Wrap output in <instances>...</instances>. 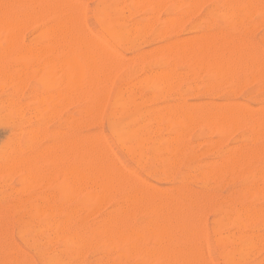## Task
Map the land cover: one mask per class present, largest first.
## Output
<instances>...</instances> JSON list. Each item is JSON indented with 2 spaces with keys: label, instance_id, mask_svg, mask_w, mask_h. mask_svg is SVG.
<instances>
[{
  "label": "rangeland",
  "instance_id": "rangeland-1",
  "mask_svg": "<svg viewBox=\"0 0 264 264\" xmlns=\"http://www.w3.org/2000/svg\"><path fill=\"white\" fill-rule=\"evenodd\" d=\"M3 1H4L3 2L4 5H5V2L9 5H11L10 3L12 2V0L9 1L10 3L7 2L6 0H3ZM24 1H25V3H28L27 8H26V4L25 3L23 4L22 0H21L19 2H21V6L23 4L24 8H22L21 6H18L19 11L20 12L23 11L24 16L26 14L28 16L29 15L28 12L31 13V11H32V15L30 14L31 17L29 16V17L24 18L25 20L23 19L25 21V25H27L26 21L29 23L30 21H28V20L30 18L33 19L32 16L33 17L36 16L38 18L37 19L34 17V21H35V19L39 20V21L36 20L37 24L34 21L32 22V20L30 19L31 23H29V26L26 28L24 25L23 28H20L19 32L22 31V33H19V35L17 34L12 39H10L6 34L2 33V32H4L2 29L0 30V55H3L5 53V56L3 55L4 58L2 56H1L2 58H0V164L2 165V163L5 162L6 160L11 161V159H13L14 157L16 159H18V158L26 157V155L31 156L28 153L32 154V156H33L34 152L36 153L38 150L40 151L41 149H45V147L47 148V146L48 147L51 146L52 145L51 143H56V145H60L61 143H59V141L62 139L63 140L65 138L68 139V137H69V139L67 140V142L69 143L70 140H74V139L77 140L76 139L77 137L83 138V136L89 134L91 138L93 135L95 137H96V135H98L97 137L99 138V144L92 141V139L89 136H86V138H88V139H86L84 137L86 140L83 138L84 139L83 141H86L84 143L88 144L87 143V140H88V141H92L93 143H96V145L98 144L97 148H99V146L101 148H99V150L96 148V150L99 151L101 156H104V155H102L103 151H101L100 149H103L104 147H106V144L108 145V147H110V150L112 151V153L109 152L110 154L107 155L106 152H108V150H106V152H104L105 156L100 157L101 159L106 157L108 159L107 160L103 159V160L108 161L110 158L109 161L114 160L111 162L115 163V161H116L114 159L115 157H109L110 155L112 156V154H113V156H116L117 162H119V164H121V166L124 167V170L128 169V171L127 170H125V172L123 171L126 174L125 176L131 175V174H129V171H131V173H134L138 179L134 180L133 178H136V177H134V175L133 176L131 175V177H133L131 180L135 181L136 183L132 182L131 180L128 181V183H127V180H129L131 177H129L128 179L125 178V179H127L125 181H123L124 178H121V179H123V180H120V181H123L122 185H117V188H114L116 190H114V189L111 190L113 193H115V195L112 192L105 195V197L106 196L109 197V198H107V197L105 198L107 200H105L103 198V196L101 197V198H103V200L101 198H100L101 200L97 197L95 198V196H92L95 199H93V198L91 199V196L90 197L84 196L83 194H87V193H88V195L89 194L92 195L91 194L92 191L90 192V190H89V188L91 189V186H89V185L87 186V188L89 187L88 190H87V188L84 189L86 191H84L82 193V195H78L77 193L74 192L72 195H69V196H71V199L69 198V196L67 197L68 202L66 201V203H65V205H66L65 207H66L67 211L71 210L72 213L76 214V215L75 214L73 215L74 217L72 218V224L73 225H80L86 230L89 229V231H91L95 235H97L98 240L101 239L100 241H96L97 238L93 239V243H94L95 247L92 246V244H93L92 240L88 242L90 246H87L88 244H86V245L83 244L84 245L83 249L84 248H87V249L86 250L84 249V251H82V253H81L82 248H80V251H79V247H77L79 245H77L75 247V249H77L75 252L72 253V251H70V253H72L74 255L73 256L72 254H69V251H68L67 247L65 246L66 242L64 241V239L63 238L61 239L59 236H57V231L55 230V227L52 226L50 228V226L49 227L43 226L41 221L39 220V219L44 218V216L50 217V218L52 216V218H53L55 216L58 217V216L62 215V214H60L59 208L61 207V204L63 201L61 197H63V196H62V194H60L61 189L58 188V186H57V184L61 183L60 174L58 173V178H56L57 181H55V183L53 184L54 186H51V185L48 186V185H43L37 181L34 182L33 180L32 181L34 183H32L30 185L28 181L24 180L23 171L13 173L14 175L12 174L13 170L11 171V169H9V171L7 173H1L0 172V229L2 230V231L0 230V239H1L0 240L1 241L0 242V264H12V263L13 264H33L32 262H34V264H41V263L43 264V259H42L40 252L45 250V249L47 251H51V252H53V251L58 252V254H61L63 260L66 261V263H68V264H102L103 261L105 264H130V263L134 264V262H135V264H147V263L148 264H159V261H161V260H160V257L158 258V256H159L158 253H157L158 256H156V252H159V250L157 248L161 247L163 244L162 245L160 244L161 245L160 246L159 244H157V242L153 243V241H155V239H153V241H151L152 243L150 242V240H152V239H149V240L147 239V241H149V242H147L148 243L147 246H151L150 244H152L155 249H153L152 246L150 247V249L156 250V252L152 251L153 255L156 256V257H154V259L152 257V253L150 256V257H152L151 260H150V257H149V260H147V259L144 260V258L147 257V255L144 256L143 260H142L141 256H143V253L141 254L140 257L138 256V254L140 255V253H134V255L132 254L133 256H130L131 259H129V257H128L129 255L128 256L125 255V257L121 256L120 258H118V256L115 255V252H117V250H120L121 248L120 247L117 248L115 246V249L113 250V248H112V250H111L112 244H111V247L107 246L108 243L110 244V242H108L106 240V237H105L106 231H104L105 228L102 227V229H101V226H103V224H101V222L103 223V221L106 219V215H107V217H109L110 215L115 213V211L123 204V202L125 200L124 197L126 196V194H127L126 192H128L129 188L134 186V184L135 185L136 184L137 185H145L144 182H142V183L140 182L142 180H145L148 182V183L146 182L145 186H147L149 183L152 184L151 186H147L148 188L147 187L146 188L150 191H154L155 193H157L156 195H158L157 196L158 198L160 197L159 199L162 198L161 200L164 199L163 201H165L166 199L169 200V198H170V200H174L175 202L176 201L180 202L179 203L180 205L179 206L177 205L178 208L181 207L183 204V207H181L183 209L181 210V208H179V210H178V208H176V211H178L176 213H178L179 216L182 215L181 217L184 218V220H185L184 223L186 226H189L188 224L193 223L190 226L196 225L195 227L192 226L193 228H195V231H197L196 228L199 229V227H201L202 231H203V229H205L204 231L206 233L205 232H203V233H205V235H206V236L205 235L204 236L206 237L205 241L207 243L204 241L202 247H204V245L206 244L205 246L207 247V250L204 251L203 250L204 248L203 249H201V247L199 248V249L204 251V252L202 251L203 253H205L207 251V257L210 258V260L208 258V262L206 261L205 264L206 263L207 264L208 263L209 264H212V263L213 264H230L226 260L225 254L229 251H232L237 243L246 242V241H249L252 239H253L252 240V243H253L252 247L249 248L246 251V253L244 254L243 264H262V263L264 264V218H263L264 217V211H263V209H264V193H259L260 192L259 190L263 189L262 187H261V189L258 188L261 184L264 186V174H263L264 173V154H263L264 153V131H263L264 129L259 128V126H261L259 124L260 123L262 124V121L264 120V118H262V121L260 122L261 119L259 120V118L261 117L262 114H260V117H259V113H257V112H260V110H261V112L262 111L264 112V109H263V107H264V83H263L264 82V75H262L264 72V62H263L264 61V20H263L264 16L262 14V13H264L263 12L264 9L263 10L261 9L262 13L261 12L259 13V11L257 10L258 4H259V6L261 5V3H263L261 6L264 5V0L263 1H261V0H253L252 1L251 0L249 3L252 4L253 8L249 9V11L247 10L248 13L246 11L240 12V11H237V10H234L233 8H231V6H233L235 4V1H237V0H208V2H207V0L206 1L203 0V2L201 0L200 1L197 0V4L195 1L193 2L192 0H190V1L189 0H163V1L157 0V1H155L156 3L153 0V3L156 5L161 6V1L163 3V6L162 7L157 6L158 7L157 9L154 6V4L152 3V0H151V2H150V0L149 1L145 0V3L146 4L148 3V5H146L144 3V0H142V1L141 0L140 1L139 0L138 1L137 0H118L117 1L116 0V2H115V0H68V2L70 1L69 2L70 4H71V2L74 3L75 5L78 4V7L76 6L78 8V10L80 8H82V11H83V8H84L83 13H81L82 12L81 10L79 11L82 14V17H81V15L79 16L78 15L79 12H77L78 14L77 13L74 14L75 19H73V18L70 19V17L73 16V13H75L76 10H75V12L72 11L73 13L71 11L69 12V10H68V12H66V10H65V9L70 8V6L68 8L66 7L69 5L68 2L66 3V0H63V2L65 1L64 5L62 3V0H60L61 1L60 4L62 3V6H61L62 10L60 9V4L58 3L59 4L58 5L56 3V2H59V0L58 1L57 0L56 1L51 0L50 2H49V0H40V2L35 0L36 1L35 6H32V3L33 2L35 3V1L30 2L32 0H30V1L28 0V2H26V0H23V2ZM191 1H192L191 6L193 3H195L196 5L194 4L195 7L194 8L191 7V9H190L189 8L190 5L188 3ZM259 1H261V2H259ZM37 2H39V3L37 4ZM45 2L48 5H46ZM53 2H54V4H56L55 7L58 5L59 6L58 9L61 10L60 12H63V10H64L65 14H63L64 12L59 13V10L57 8H54ZM140 2H142L143 4ZM177 2H180V3H177ZM0 3H2V2H0ZM43 3L45 6H49L51 8V10L49 11L50 8H47V7H46L47 10H46V8H42V7H44L42 5ZM65 3H66V6H65ZM150 3H151V5H150ZM173 3L174 4L177 3L178 5L176 4V6H175ZM199 3H200V5H198ZM29 4H30V6H29ZM116 4H118V5H116ZM152 4L154 6V9H152L153 8ZM255 4H256V7H255ZM79 5L81 6L80 8H79ZM98 5H99V7H98ZM113 5H115V7ZM142 5H144V6L146 5V6L144 7ZM188 5H189V7H188ZM31 6L34 8L37 6L38 9L40 6V8L46 10V12L44 10L40 11V13L44 12V14L41 13L42 17L45 15V13L47 14V11L49 12V15L47 14L48 15L47 17H46V15H45V17H43V19H45V20H43L42 18L39 19L38 14L40 15V17H41V14L37 13V12H39V10H41V9H39V10L36 9L35 10L36 14H35V11H33L34 8H32ZM51 6H53V7H51ZM63 6H64V9H63ZM112 6L114 8H112ZM118 6L120 9L118 8ZM173 6H174V8H173ZM30 8H32V9H30ZM72 8L76 9V8H74V5L72 6ZM121 8H124L125 10L121 9ZM258 8H260V7H258ZM24 9L25 10L27 9V10L25 11ZM28 9H30L31 11L30 10L28 11ZM55 9H56V11H54ZM97 9H99V10H97ZM104 9H106V10H104ZM229 9L233 10V11H230L231 16L229 15ZM120 10H122V11H120ZM123 10L125 13L123 12ZM152 10H153V13H151ZM220 10H221V12L223 10V12L220 13ZM256 10L258 11L257 14H256ZM98 11H100V12H98ZM102 11H104V12H102ZM24 12H25V14H24ZM53 12H55L54 14H56V16L55 15L53 16ZM57 12L59 14H62V16L64 18H65V16L66 17L69 16V19H67L68 22H69V20H72V21L76 20V21H74V24H73L74 26H75V24H77L75 22H78L79 20H81L84 17V20L82 19L81 22L79 21L78 25L80 23L83 24V21H84V23L86 24V27H87L86 29H89L88 31L97 37L96 38L93 35L94 38H92V41H95V42L97 41L96 43L93 42L94 46L96 45V47H97V44H98V47H100V45H102V44H100L101 41L98 43V40H93L95 38L96 39L99 38V40L101 39L104 43H106V45L104 46V43L102 42L103 46H104L103 50H102V46H101L97 52L99 54H101V56H103L102 53L103 54L105 53L107 58H108V60L106 58V60L108 62L110 59L108 57V55H110V57H111V55H113V53L114 54L117 53L116 55H119V58L115 57L117 60H119V62L113 60L114 62H116V63L113 62L115 64V66L113 64H110L111 68H112V66H114V67H116V71H117V72L114 71L115 70V68H114V70L113 69L112 70L115 73H112V72L108 73V75L109 74H111V75L115 74L114 76L112 75L113 77L111 76L112 80L109 79L106 75H105V77L103 76L106 79L108 78L109 81L111 80V84H109V86H108V83H109L108 79L107 80L103 79V81H105V84H106V81L108 82L107 86L109 88L105 87L104 85H101V83L99 82L102 87H105V88H107L106 90H108L107 97L104 96L106 98L105 100L99 101V99L103 98V96H101L102 94L101 95L95 94L96 91H97L96 93H98V90H96V89H99L100 85H99V87H98V85H96L98 88L95 87L96 89L93 91H92V88L90 87V90L93 93L90 90H88L87 92H84V94L86 93L85 97H83L81 95V98H82L81 100L79 99L80 96H79V98H77L78 95H76V97H73V98L69 96L70 98L68 97V98H66V100H64L62 98L63 97L62 95L64 92L63 89H65L66 87L65 88L63 87L64 82L62 83V81H64V80L63 79L61 80L62 77L60 75H62L61 74L62 71H61L60 63L58 61H56L58 59H59V61H61L60 57L62 55L61 49H60V51H58L59 48L61 47L59 40L58 41L55 40V41L59 42L58 45H57V43H54L57 45V46L55 45L56 49L58 48L57 50L55 48H53L55 46H52V48H53V51H52L51 46H50V52L51 53L45 52V54H44V52H43L44 51L43 47L46 44V33L43 31H45L47 28H50V27L52 28L56 24L55 20L57 22L58 21L57 19H59V17H58L59 14H57ZM120 12H121V15H119ZM154 12H156V13L154 14ZM224 12L227 13L229 18L227 15H223ZM68 13L71 15H69ZM105 13L109 14L114 20L119 19V22L116 21L117 26H121V27L125 28L126 30H127V28L129 29V30H127V31H129V35H128V38L126 40H123V42L116 41V40L114 41V39L108 34V32L105 30V28L101 22V17H103V15ZM249 13H251V14L249 15ZM20 15H22V13ZM124 15H125V17H124ZM242 15L243 16L245 15V17L247 15H249V16H247L245 18ZM98 16H101V17H98ZM152 16H153V19H152ZM239 16H241L242 18ZM21 17H23V16H21ZM77 17L79 18L78 21H77ZM231 17L238 18V20H239V21L237 20L238 25L236 24V21H235L236 19L234 20ZM123 18H124V20H123ZM173 18H177V19H173ZM243 18H244V20H243ZM51 19H52V24H51ZM53 19H54V22H53ZM49 20H50V23H49ZM149 20L152 21V24ZM171 20L172 21L175 20V21L170 22ZM176 20H178V21H176ZM245 20H246V22H245ZM122 21H124V22H122ZM126 21L128 23H126ZM177 22H179V23L176 25ZM47 23L49 24V26L47 25ZM53 23H55V24H53ZM137 23H138V25L142 26L141 29L145 28V30L144 31H143V29L139 30L138 29L139 26L137 25ZM148 23H149V25H148ZM171 23H172V25H171ZM249 23L251 24L250 25L251 28L249 27V25H247ZM82 24H81V26H79V28H78V25L75 26L81 32L83 29H85V28H83V26L85 27V25H82ZM133 24H135V25L133 26ZM145 24H146V27H144ZM35 25L36 26L39 25V26L36 28ZM175 25H176V27H174ZM240 25L242 28H240ZM46 26H47V28L45 29ZM127 26H130L131 29H130V27H127ZM137 26H138V28H137ZM247 26L249 27V29L247 28ZM39 27H41V28H39ZM75 27H74V29H75ZM81 27H82V30H81ZM146 28H148V29L146 30ZM43 29H45V30H43ZM86 29L84 30L85 31L84 35L86 34V31H87ZM40 30L42 31V33ZM75 31H77V29H75ZM242 31H244V33ZM140 32H141V34H140ZM219 32H220V36L218 35ZM54 33L55 32L53 31L52 34H54ZM90 33H88V34H90ZM92 34H91V36L89 35L90 38L92 37ZM201 34H202V36H201ZM203 34H205V35H203ZM55 35H53V37H55ZM84 35H83V37H84ZM87 35L85 37H88ZM206 35H207L208 41H209L210 37H212V36L215 37L214 39L211 38L209 42L206 40L208 43V48L211 49L210 53H209V56L211 57V59H212V57L217 58L216 59L217 63H218V60L221 61L223 59L222 63L225 64V62H228V59L231 60V61L229 60V63H231L232 59L237 56L235 58L236 60L235 59L233 60L234 63L232 62L233 65L231 64L233 67L230 69H232L233 72H232V70L230 71V69H228L231 72V76L226 75L227 73L224 72L225 74H222V75H224V76L226 75L225 78L227 77V79H225L223 76H221L223 78L222 79L220 77L221 73H219L218 78L219 77L221 78V79H219L220 80V83H219L220 87L213 86L214 84H216L214 82H216L215 80H217L218 78H217V75L214 74L213 71L210 70L212 65L206 64L207 62L208 63L211 62V59L210 58H208V59L205 58L206 60L204 59L205 61H207L205 63L206 66L202 60V66H201L202 69L200 68V65L198 64V61L200 60L201 57L204 58V57L208 56V53L206 54V52H209L208 51L209 49L207 48L206 44H204V46H205L204 48H206V51L202 50V48H201L203 46V44H202L199 51H198L196 49L197 46L195 47V44L196 45L200 44V40L202 41L204 39V38L202 39V37L206 36ZM217 35L219 37H217ZM238 35H239V37H238ZM81 36H82V34H81ZM194 36H195V39L192 38V40H191V37H194ZM196 36H199V37H196ZM200 36H201V38H200ZM226 36H227V39L229 42H226V44H223L225 42L222 43L220 39H222V41H223L224 38L226 39ZM135 37H137V38L135 39ZM240 37H241V39L243 38L242 41H240ZM232 38H233V40L236 39L235 41L239 42L240 45H238L239 43H235V41H234V44L231 45V43H233ZM185 39H187V47H185L186 50L188 49V39L191 40V42L194 40L195 44H193V42H192L191 44H189V47L191 45L190 48H193L192 46H194L195 49L189 48L190 50L188 49L189 52L186 53V55H187V57H186V55H185L186 50L183 47L181 52L184 50L185 51H184V53L182 52L183 55L181 53V55L184 56V60L182 61L180 59V56L177 55L178 54L177 50H178V48H181L184 44V43L182 44V41L180 42V40H183L184 42H186ZM225 39H224V41H227V39L226 40ZM247 39H249L248 42L246 41ZM133 40H134V42H133ZM211 40H213V41L215 40V41L214 42L212 41L213 42L212 43ZM230 40H231V42H230ZM198 41H199V43H198ZM206 41H205V43H206ZM243 41H245V42H243ZM53 42H54V40H53ZM171 42H174V43L177 42V44L181 43L182 46H181V44H179V47L177 46L178 48L176 50V46L172 47V45H170V44H172ZM241 42H243V44H246V45H241ZM115 43H117V44H115ZM217 43L219 46H221L222 44L223 45L221 47H219L217 45ZM248 43H250V44H248ZM126 44H128V45L126 46ZM212 44H214V45H212ZM255 44L256 45L258 44L257 47L255 46ZM51 45H53V43ZM167 45L171 46V47H169L170 49L167 47L170 52L168 50L165 51V48H163L164 46L166 47ZM230 45H231V48H230ZM247 45L251 49V52H250V49L247 48ZM58 46H60V47H58ZM108 46H109V48H112L115 52L112 53L111 51H113V50L112 49L109 50ZM184 46H186V43ZM226 46H228L227 48L228 49L230 48L231 50L225 49L224 47H226ZM239 46L240 47L242 46L241 48H243V49L245 47L247 48L246 51L242 50L245 53H241L242 51H241ZM232 47H234L235 49H236V47H238L240 50V53H238V55H237V52L239 50L237 49V51H236L233 48V51H232ZM173 48H175V50ZM217 48H218V50H217ZM255 48L256 49L258 48V52L256 51ZM37 49H38V51L43 50V51H41L43 56L40 52H37ZM107 49L109 51H107ZM162 49L164 50V52H166V53L169 52V53L163 54ZM223 49L226 51H224ZM54 50H55V52H54ZM172 50H174V52ZM196 50H197V52H199L198 54H197V52L195 53ZM191 51L194 52V56L192 54H189V53H191ZM217 51H219V52H217ZM235 51H236V56L234 57L233 54ZM248 51H249V53H248ZM6 52H7V54H6ZM171 52H172V54L174 53V55H172ZM201 52H202V55H204V57L200 55ZM203 52H205L206 55ZM225 52H227V53H225ZM211 53H213L214 55ZM220 53H222V54H220ZM251 53H253V54H251ZM254 53H255V55H254ZM179 54H180V51H179ZM226 54H227V56H226ZM240 54L241 55L247 54V57L242 56V58H241ZM256 54L260 58L258 60V62H256L257 61ZM199 55H200V58L197 61L195 58L198 59ZM248 55H249V58L251 56V59L248 58ZM252 55H253V57H252ZM173 56H176V57L174 58ZM182 56H181V58H183ZM223 56L226 57L227 59L223 58ZM262 56H263V58L261 59ZM104 57H105V55H104ZM120 57H122V58H120ZM140 57H142V58H140ZM193 57H195V58L190 59ZM231 57H232V59H231ZM244 57L246 59H244ZM239 58H241L245 64L241 61V59L239 60ZM255 58H256V60H254ZM170 59H174V60L170 61ZM209 59H210V61H208ZM247 59H249L251 63L254 62V64H251L249 62V60H247ZM192 60H193V62H194V60H196L197 66H198V67L196 66L197 68L196 67L194 68V66L196 65V64H194L195 62L191 65L190 61H192ZM216 60L214 59V61H216ZM237 60H239V62ZM168 61H170V62H168ZM178 61H179V63H178ZM56 62H58L57 65L59 64V68L57 65L55 66L54 63H56ZM189 62H190V64H189ZM199 62H201V61H199ZM229 63L226 65L227 66L229 65V67H231ZM237 63L243 64V67L241 64H239V65H241V67H240ZM249 63H250V65H249ZM106 64H108V63H105V65ZM170 64H171V67H168ZM224 64H221L220 69L223 68L222 66ZM256 64H257V66H256ZM208 65H209V67H208ZM244 65L246 66V68ZM253 65H254V69H252ZM32 66H33V68H32ZM100 66H99V68L100 69L102 68V71H99V68H98V72H97V70L95 71L96 73H94V71H93V73L88 74V78H90L92 76L96 77V79H97V76L103 78L102 77V75H104L103 73L107 72V70L110 71V69H108V68L103 69V67H100ZM108 66L109 65H107V67ZM215 66H217V65H215ZM234 66H237L238 68L236 69V67H234ZM203 67L205 69H203ZM217 67H219V65ZM217 67H215V68L212 67V68L215 70ZM247 67H248V69H247ZM259 67H260V69H259ZM261 67H262V69H261ZM193 68L196 70H194ZM241 68H245L247 71L244 69L241 70ZM33 69H34V71H32ZM58 69H60L61 72H59ZM169 69H170V71H169ZM171 69H172V71H171ZM217 69H219V68H217ZM239 69L241 72L242 71L243 72L241 73V72L237 71ZM163 70H167L166 71L167 73L165 72L163 74V72H161ZM175 70H176V73H175ZM200 70H201V72H200ZM207 70H209V71H207ZM223 70H225V69H222V71ZM250 70L252 73L250 72ZM168 71L170 72L171 75L168 74L169 73ZM190 71L193 74L190 73ZM217 71L221 72L219 70H216V73H217ZM226 71H227V68H226ZM229 71H228V74H229ZM236 71H237V74H236ZM258 71H260V72H258ZM158 72L160 75L158 74ZM184 73H186V74H184ZM188 73H190L191 76ZM256 73L259 74L260 76L262 75V77H259V75H257ZM248 74H251V75H248ZM255 74H256V76H255ZM99 75H101V76H99ZM156 75H158V76H156ZM164 75L167 76V78ZM214 75L216 76V79H215ZM233 75H234V77H233ZM235 75H236V77H235ZM247 75L252 76V79L248 78ZM155 76H156V79H157V77H158V79L160 78L162 82H163V78H164L165 83L163 82L164 83V84H162L163 86L160 85L161 82L158 81V79L156 81ZM177 76H178V78H177ZM237 76H238V79H237ZM152 77H154V78H152ZM229 77H231L232 79ZM241 77H242V79H241ZM88 78L86 80H88ZM171 78L172 79L174 78L173 79L174 82L171 80ZM233 78H234V81H233ZM153 79H155V81ZM224 79H225V81H224ZM167 80H168V84L171 85V82L173 83V85H172L173 88L171 87L170 90L168 89L170 87V85H169V87H167L168 84L165 86V84L167 83ZM93 81L96 82V80H93ZM212 82L214 83L212 85L214 88L212 86H211L212 88L209 87V84H211ZM102 83H104V82H102ZM152 83H155L156 85L154 84L155 86H153ZM248 83H250V84H248ZM91 84L92 83L89 82L87 85H91ZM126 84L129 87H127ZM219 84H218V80H217V85H219ZM87 85L85 84V87H87ZM93 85L95 86V84H93ZM121 85H122V87H121ZM120 88H121V90H120ZM84 89H86V88H84ZM87 89H89V86L87 87ZM118 89H119V91H118ZM130 89H132V90L129 91ZM100 90L103 93V89L102 88L99 89V93H101ZM89 91H90V93H89L90 95L88 94ZM125 92L127 93V95ZM104 93H106V92L104 91ZM104 93H103V95H104ZM72 94L69 93V95H71V96H72ZM133 94H135V95H133ZM96 95L99 96L98 99L96 98L97 97ZM115 95L116 96L118 95L119 97H123V98H125V95L127 98L130 97L132 107L128 111L116 113L115 112V106H114V99L116 97ZM64 96L66 97L65 94H64ZM88 96L89 97L91 96L90 99ZM75 98H77V99L75 100ZM95 98H96V100H98L97 102L95 100H93ZM132 98H134L135 100L133 99L134 100L133 101ZM146 98H148V99H146ZM87 99H88V101H90L89 103H88ZM85 101H87V103L90 106H92V104L94 103L95 106L97 107V109L95 108L94 105H93L94 108L90 107V106L88 107L87 105L86 106L88 108H85L86 107ZM2 102H3V105H2ZM99 102L100 103L103 102V104L101 105ZM186 102L188 105L185 104ZM229 102L232 104V106L234 104V107H231V110H232V108H234L236 110L237 105L235 107V104H238L239 105L238 107H240V108L243 104H245L246 107L248 105V107H247L248 110L250 111L252 109L251 113H249V118L251 119V121H253L252 119L256 117L255 118L256 120L254 119V121H256L257 125L254 124L255 123L254 121H253L254 123L250 122V119H248L250 123H245V122H248V120L246 119V117H248V115L244 117V119L246 121L245 120L242 121L243 115L248 114L247 113L248 110H245L244 112L236 110L238 113L243 112V115H241L242 114L241 113V114H239V116L236 114L237 113L236 111H232V115L235 112V114L232 116V119H228L227 118L228 114H227L226 115L227 119L225 118L226 121H224L225 119L222 118L223 122L219 121V123H221V124L213 125L212 123L216 122V121H213V120H215V118L213 119V117H216V118H218V120H220V118L222 117V114H223V113L222 114L218 113V110L216 108L221 106L222 105L221 103H223V105H224L225 103L230 104ZM90 103H92V104H90ZM227 104L224 105V108L226 106H228ZM97 105L101 106V107H98ZM167 105H168V107H167ZM170 105H172V106L170 107ZM182 105H183V107H182ZM223 105L221 106L222 110H221V107H219L220 112H223L225 110V109H223ZM245 105H243V107ZM175 106L178 108V110L180 112H182V114L179 113V115L178 114L176 115V116H178V118L181 117V115H184V113H186V110H188V109H190V112H188L189 111L188 110L187 114L188 115L193 114V115H190V117L192 119L195 118L194 115L196 116L198 114L195 118L196 120L195 119H193V121L191 119L189 120L191 123L195 122V126L193 123V126L191 128L190 125H192V124L191 123L189 124L188 121H187L188 123H186L188 125L185 129L182 128L183 126L185 127V124L184 125H178V124L174 125L173 122L177 121L176 120L177 117L174 115L175 111L177 110ZM83 107L86 110L88 109L89 113L87 112L88 110L84 111ZM148 107H150L149 108L150 110L148 109ZM159 107H161V108L159 109ZM173 107H174V109H172ZM192 107H194V108H192ZM243 107L241 108V110H244L246 108L245 107L243 109ZM100 108H101V110L98 111V109H100ZM156 108L159 110H156ZM191 108L194 109V112ZM211 108L213 109V111ZM196 109H198V110H196ZM91 110L92 111L95 110V111H93V115H92ZM163 110H165V111H163ZM178 110L176 111V113L179 112ZM206 110H208V111H206ZM228 110H229V108H228ZM228 110L226 109V113H228L227 112ZM254 110H256V111H254ZM80 111L81 112L84 111L85 113H87L86 116L84 115V117H83L82 114H85V113L84 112L81 113ZM90 111H91V113H90ZM96 111L99 112V114L96 113ZM156 111H157V113H156ZM199 111L200 112L205 111V112L199 113ZM216 111H217V115L220 114V115H218V116H220V118L217 117V115L214 116V114H212L213 117H212V115H210L211 113L216 112ZM166 112H167V118H168V116H171V115H169V113L173 114V116H175V118H176L173 120V122L171 121V125H169L167 120L163 119L164 116H166ZM252 112L255 113V114L253 113L255 117L253 115H251ZM164 113H165V115H164ZM89 114H91V116ZM152 114L154 115L153 117H155V115H156L155 118H160V119L159 120L157 119L158 121H156V119L154 118L153 119L154 121H153L152 120L153 117H151ZM87 115H89V116H87ZM203 115L205 116V118ZM263 115H262V117H264ZM148 116L151 118H149ZM173 116H171L170 118H173ZM207 116H208L209 120H212V123L209 120L207 121V119H208ZM224 116L225 115H223V117ZM229 116H230V114H229ZM85 117H86V119H84ZM144 117H147L148 121L146 120V118L143 119ZM233 117H235V119L236 118L237 119L235 120ZM114 118H116L118 120H122L124 122H127L128 128L129 129H136L138 138H142V137L143 138L141 140L138 139V140H133V141H127L129 144L127 142L119 141L115 137V135L113 134L112 128H111V121ZM167 118L165 117V119H167ZM170 118H169V121L172 120ZM239 118L241 121L239 120ZM80 119L81 120L83 119V120L81 121ZM198 119L200 121H197ZM204 120H206L210 124ZM72 121L74 123H72ZM155 121L158 123H156ZM78 122H79V124H78ZM228 122H231V123L233 122L232 124H234V126L237 123V128L238 127L239 128L237 129L236 126H235L236 129L231 127V126L229 128L228 125H230V124H227ZM71 123L73 125H71ZM243 123H244V125H243ZM136 124H138V125L140 124V125L135 126ZM226 124H227V129H225V130L224 129L221 130V129H219V127H216V126H220V125H222V127H223V125H226ZM241 124H242V126H241ZM253 124H254V126H253L254 130H252ZM70 126H72V127H70ZM175 126L176 127L178 126L182 129V131H180L181 130L180 129L179 132H180V135L183 134L184 137L182 136L181 140L179 141L180 143L172 141L173 138L176 136L175 134L178 133V129H179L177 127L178 129H177V131H175L174 130L176 128ZM145 127H147V128L145 129ZM172 127L174 128L173 130H172ZM150 128L151 129L155 128L154 132H153V130L149 131ZM189 128L192 130H189ZM258 128L261 129L262 132H260V130H258ZM262 128H264V127H262ZM152 132H153V135H152ZM182 132H185V133H182ZM258 132L260 133V135H259L260 138L258 136V134H259ZM172 134L175 136L171 140ZM249 134L251 136L252 135H254V136H252L250 138ZM99 135L104 136L103 140L105 139V141L107 142V143H105V141L103 142L104 147L102 145L103 140L100 141L101 136L99 137ZM143 135H145L146 138ZM180 135H179V133L177 134V136H180ZM97 137L96 138L93 137V139H97ZM152 137H153V139H152ZM185 137H186V139H185ZM70 138H73V139H70ZM147 139H149V140L147 141ZM156 139H158V140H156ZM164 139L168 140V141H165L166 146L168 148H170L173 145L172 149L171 148L168 149L165 146V142L162 143V141ZM169 140H170V142L172 141L173 143L171 142V144H170ZM183 140H184V142H183ZM156 141H157V143H156ZM60 142H62V141H60ZM74 142H76V141H73V143ZM136 142L139 143L140 145H144L143 148L142 147L139 148V146L137 145ZM124 143H125V145H123ZM177 143L180 146H178ZM121 144L124 146V148H126V150L123 148V146ZM126 144H128V145H126ZM174 146H175V148H174ZM258 147H259V149H258ZM136 148H137V150H135ZM105 149L106 148H104V150ZM156 149H158V150H156ZM162 149L165 150L166 152H164ZM173 149L177 150L176 153L174 152L175 150H173ZM236 149H237V151H236ZM133 150H134V152H133ZM171 150H173L172 151L173 153L170 152ZM98 151H96V153ZM244 151L246 152V154ZM135 152H137V154L134 155ZM234 152H236L238 155L239 154H242V156L244 155L243 161H241V164L238 166H236L237 164L230 166L231 162H229L230 161L229 158L232 157V159H234L237 157ZM24 153H25V155H24ZM140 153H142L143 155ZM165 153H166V156H169V157L173 156L174 160H172V157H170V158L166 157L164 155ZM100 154H98V156H100ZM159 154L162 156H160ZM182 154H183V156H182ZM21 155H23V156L20 157ZM36 155H38V153H36ZM150 155H151V157H150ZM226 155L228 156V158ZM251 155H253V157ZM186 156L188 159L186 158ZM142 157H144L143 162L141 159ZM15 158L12 161H14ZM168 158L171 159L173 162L170 161V163L167 164L166 160ZM95 159H97V157ZM169 159H168V162H169ZM220 160H222L221 162L223 164L220 163ZM98 161H99V159H98ZM154 161H156V162H154ZM223 161L226 162L225 163L226 165L224 164ZM117 162L115 163V165H118ZM163 162H165V163H163ZM242 162H243L244 166L242 165ZM145 163H147V164H145ZM169 164H171V165H169ZM113 165L114 164L111 165L113 167V169L116 168L117 171H120L118 169V166L120 168V165H118L115 168H114L115 165L114 166ZM223 165H225L226 168ZM249 165H250V167H249ZM169 166L170 167L172 166V167L170 168ZM214 166H216L217 171H216ZM222 166L224 167L223 169H221ZM152 167H154V168H152ZM233 167L234 168L236 167L238 172L236 171V168L233 169ZM256 167H257V169H256ZM57 168H59V169H57L59 171L60 165H58ZM158 168H160V169H158ZM164 168H166V169H164ZM121 169H123V168H121ZM218 169H221V171ZM196 170H197V172H196ZM208 170H209V173H211L210 171H212V170H213L214 174L219 173L218 175L216 174L217 175L216 179H215V175L214 176L212 175L213 173L206 174L208 172ZM223 170L224 171L228 170V175ZM245 170L247 171V173ZM258 171L263 172V173H261L262 175L261 174L259 175L260 172H258ZM9 172H11V173H9ZM164 172H166L167 175H165V174L163 175ZM121 173H122V170H121ZM182 173L184 175L186 174V176H182ZM201 173H202V175H201ZM257 173H258V176H257ZM2 174L4 176H2ZM9 174H10V176H9ZM179 174H180V176H179ZM240 174H242V175H240ZM206 175H208L209 177ZM204 176H205V178H204ZM210 176L212 177V179ZM218 176H219V178H218ZM181 178H183L184 180ZM139 179H141L140 181H138L140 184L137 182V180H139ZM19 181H21L22 183L24 182L23 183L24 185ZM25 182H28V184L25 185ZM124 182H125V185L129 184L130 186L128 185L129 187H125V185H123ZM131 182H132V184H131ZM257 183L259 185H256ZM34 184H36V185L34 186ZM252 184H254V185H252ZM40 185H42V186H40ZM247 185H249V186L247 187ZM21 186L24 187L25 191H23L24 189ZM25 186H26V188H25ZM39 186H40V188H39ZM121 186H122V188H121ZM153 186H155V187H153ZM156 186L158 188H156ZM255 186H258V187H255ZM32 187H34V188H32ZM59 187H62V185L59 184ZM182 187H183V189H181ZM253 188L256 191L258 190V192L255 193ZM21 189H23V190H21ZM27 189H28V191H26ZM54 189L56 190L55 199L52 201L55 202V206L59 205L58 207L56 206L58 208V209L57 208L55 209L56 211L55 210L52 211L51 209H47V210H44L46 212L42 211V214H40L38 212H37L38 214H36V212H34L33 210H31L29 208V206L34 202L39 201L38 203H40L41 196L43 197V196L48 195L47 193H50L49 195L51 197L53 192L55 191ZM92 189L94 190V186H92ZM159 189L162 191H160ZM252 189H253V191H252ZM115 191H117L119 194H117ZM175 191L177 193H175ZM94 192L95 191H93V193ZM159 192L163 193V195ZM40 193L41 194L45 193V194L41 195ZM112 194H113V196H112ZM39 195H41V196H39ZM49 195H48V197H49ZM119 195H121V196L119 197ZM159 195H161V196H159ZM248 195H249V197H247ZM80 196L84 197V199L87 201L84 203V205L82 207L78 206L79 199L81 198ZM110 196H112V197H110ZM122 196H124V197H122ZM201 197H202V200H201ZM37 199H39V200H37ZM116 199H118V200H116ZM210 199H212V200H210ZM119 200H120V204H121L120 206L118 203ZM10 202L14 203V204H11ZM46 203L50 204L51 200L47 201ZM92 203H93V205H92ZM200 203H201V205H200ZM203 203H204V205H203ZM205 203H206V205H205ZM244 204H245V206H244ZM138 205L141 208L139 207V208H135V209H139V212H138V210H134L132 213L133 215L131 216V224H133L134 226H136L135 224H137L136 227L142 226V223H141L142 221H143V224H145L146 221H148V219H151V217H152V214H150L151 212L149 211V209H147V211H149V212L146 211L147 206H145V204H138ZM138 205H137V207H138ZM164 205L168 206V204H166V203H164ZM11 206L13 207V209ZM67 206H69L70 208H67ZM189 206L190 207L192 206V208H189ZM224 206H226V209ZM17 207H18V209H17ZM88 207H90V208H88ZM227 207H229V208H227ZM245 207H247V208H245ZM89 209H90V211H89ZM186 209H188V211ZM190 209L192 210L191 213H190ZM236 209H237V211H240V212H238L239 214L237 213V211H235ZM241 209H243V210H241ZM247 209H252L257 213V215H255L251 221L245 220L244 216H246V214L244 212ZM58 210H59V212H57ZM197 210H198V213L201 210H203V211H201V213H199L201 215L197 214ZM259 210L260 211L262 210V211L260 212ZM50 211H51L52 215L50 214ZM88 211H89V213L87 214ZM193 211H195V213ZM179 212L180 213L183 212V213L180 215ZM184 212H185V215H184ZM192 213H194L193 216H192ZM187 214L188 215L190 214L189 215L190 217H188ZM230 214H231V217H230ZM234 214L236 217L237 216L239 217V215H240L242 218L244 217V219L241 220L240 217L236 218V217H234ZM242 214L244 216H242ZM81 215L82 216L85 215V216L82 218ZM194 216L195 217L199 216V218H201V219L204 218L205 220L202 219L201 221L204 220L203 224L205 226L203 224H201L202 226H200V225L198 226L197 224H198L199 218L197 217L198 219H195ZM33 217H37L36 223H30V225L27 226L25 220L32 219ZM186 217H188V218H186ZM189 218H191L190 220L192 222H190V220L188 221ZM193 219H195V220L193 221ZM234 219H235V222H234ZM76 220H78L80 222H78ZM144 221H145V223H144ZM236 221H239L240 223L236 222ZM248 221H249V223H248ZM238 223L240 224V226H236V225H239ZM241 223H242V225H241ZM98 224H100L101 226ZM259 226H260V228H259ZM42 227H45V228H42ZM91 227H92V229H91ZM202 227H204V228L202 229ZM237 227H241V228L238 229ZM26 228H29V229L26 230ZM96 228H97V230L95 231ZM49 231H51V232H49ZM48 232H49V235H48ZM198 232L199 231H197V233ZM242 232L247 233V235L244 234L242 237ZM50 233L54 237L53 239H50V236H51ZM215 233H217V234H215ZM200 234H201V232H200ZM220 234L223 236H221ZM254 234H256V235H254ZM196 235H194L195 237H191V238L192 239L197 238V240H195V239L194 240H195V242H198L197 246L199 247L202 245L201 241H203V238L200 237L199 234L197 235L199 238L196 237ZM218 235H220V236H218ZM225 235H226V237H225ZM52 236H51V238H52ZM216 236H218V237H216ZM179 237H183L182 234H180ZM205 237H204V239H205ZM254 237L256 239H254ZM8 238H9V240H8ZM10 238L12 241L10 240ZM191 238L189 240H190V242H193V240L191 241ZM214 238H215V240H214ZM235 238L237 239V242L234 241ZM2 239H3V241H2ZM103 239H105L104 241H107L106 242L107 245H105L106 243H103L104 242V241H102ZM220 239L221 240L223 239V241H220ZM255 240H257V241H255ZM156 241H158V240L156 239ZM199 241H200V243H199ZM232 241H234L235 243L234 242L232 243ZM162 242L163 241H161L160 243H162ZM190 242L188 241L189 244H190ZM13 243L17 246H15ZM61 243H63V244H61ZM193 243H191L190 245L194 246ZM48 244H50V245H48ZM154 244L157 245V247H155ZM9 246H11L12 248ZM18 246L20 247L19 250H18ZM85 246H87V247H85ZM103 247H105V248H103ZM10 248L11 249L14 248V249L10 250ZM102 249H103V251H102ZM105 249L108 252H106ZM12 251H15V252L12 253ZM78 251L82 255L79 254L80 255L79 256L78 254H76V252H78ZM104 251H105V253H104ZM201 253H199V254H201ZM203 253H202L201 258L203 260H207L206 255ZM12 254H13V256H12ZM118 254L119 253H117V255ZM120 254H122V252ZM246 254H247V257H246ZM149 255H150V253H148V256ZM121 258H123V261H120ZM139 259L141 260V262ZM211 260H212V263H210Z\"/></svg>",
  "mask_w": 264,
  "mask_h": 264
},
{
  "label": "bare ground",
  "instance_id": "bare-ground-1",
  "mask_svg": "<svg viewBox=\"0 0 264 264\" xmlns=\"http://www.w3.org/2000/svg\"><path fill=\"white\" fill-rule=\"evenodd\" d=\"M7 2H9V1H11V0H6ZM19 1H21V0H19ZM18 0H12V2L10 3L11 5H9V4H7L6 2H5V5L3 4V0L1 1L0 0V2H2V3H0V30L2 29L4 32H2V33H4V34H6L10 39H12V38H14L17 34L19 35V33H22V31L21 32H19V29L20 28H23L24 27V25H25V19L24 18H26V17H31V15H32V11L30 10V9H32V8H34V7H32V6H35L36 5V1L35 0H32V1H30V2H33V1H35V3L33 2L32 3V8H30V9H28V11L30 10L31 11V13H29L28 11V16H27V14L24 16L23 15V11L22 12H20L19 11V9H18V6H21V2H19ZM37 1H39L40 2V0H37ZM51 0H49V2H50ZM56 1V0H55ZM58 1V0H57ZM118 1V0H117ZM138 1V0H137ZM140 1V0H139ZM142 1V0H141ZM147 1H149V0H147ZM146 1V2H147ZM155 1H157V0H154V2ZM159 1V0H158ZM163 1V0H162ZM162 1H161V6L160 5H156V4H154L153 3V0H152V3L154 4V6L156 7V9L158 8V7H162L163 6V3H162ZM190 1V0H189ZM193 2L195 1L196 2V4H197V0H192ZM192 1L191 2H189L188 4L190 5V7H189V5H188V7L191 9V7H195V3H193L192 4V6H191V3H192ZM198 1H200V0H198ZM202 2H203V0H201ZM204 1H206V0H204ZM251 0H237V1H235V4L233 5V6H231V8H233L234 10H237V11H246L247 13H248V11H249V9H251V8H253L252 7V4L251 3H249ZM253 1V0H252ZM261 1H263V0H261ZM261 1H259V2H261ZM26 2H28V0H26ZM39 2H37V4L39 3ZM60 0H59V2H56L57 4L59 3L60 4ZM65 2V1H64ZM64 2H63V0H62V3H63V5H64ZM68 2V0H66V3ZM70 2V1H69ZM68 2V3H69ZM103 2V1H102ZM115 2H116V0H115ZM150 2H151V0H150ZM207 2H208V0H207ZM219 2V1H218ZM22 3L24 4L25 3V1L23 2V0H22ZM42 3V2H41ZM40 3V4H41ZM52 3V2H51ZM62 3L60 4V9L62 10ZM66 3H65V6H66ZM140 3H142V2H140ZM144 3H145V0H144ZM156 3V2H155ZM177 3H180V2H177ZM177 3H173L175 6H176V4ZM220 3V2H219ZM23 4H22V8H24L23 7ZM26 4V8H27V5H28V3H25ZM31 4V3H30ZM30 4H29V6H30ZM34 4V5H33ZM45 4H46V2H45ZM58 4V5H59ZM139 4V3H138ZM143 4V3H142ZM146 4V3H145ZM153 4H152V6H153ZM158 4V3H157ZM165 4V3H164ZM195 4V5H194ZM223 4V3H222ZM263 3H261V5H262ZM44 7H42V8H50L49 6H45L44 5V3L42 4ZM46 5H48V4H46ZM52 5V4H51ZM53 5H54V8H57L58 9V5L55 7V5L56 4H54V2H53ZM68 5V4H67ZM74 5V8H76V9H73L72 8V6ZM116 5H118V4H116ZM132 5V4H131ZM146 5H148V3L146 4ZM145 5V6H146ZM150 5H151V3H150ZM149 5V6H150ZM178 5V4H177ZM194 5V6H193ZM198 5H200V3L198 4ZM259 6V4H258V6H257V10L259 11V13L261 12L262 13V10L264 9V5L263 6ZM25 6V5H24ZM38 6V5H37ZM35 7L34 9H33V11H35L36 9L37 10H39V9H41V10H39V12H37V13H40V11H42V10H44V9H42V8H40V6H39V9H38V7ZM70 6V8L69 9H65L66 10V12H68V10H69V12L71 11H73V12H75V10H76V12L75 13H73V16H71L70 17V19H75V17H74V14H76L77 12H79L80 10L82 11V8H80L81 6L79 5V10H78V4H74V3H72L71 2V4L69 3V5L68 6H66L67 8ZM77 6V7H76ZM104 6V5H103ZM114 7H115V5H113ZM112 6V8H114ZM120 6V5H119ZM119 6H118V8H119ZM142 6H144V5H142ZM144 6V7H145ZM154 6H153V8L152 9H154ZM158 6V7H157ZM172 6V5H171ZM51 7H53V6H51ZM65 7V8H66ZM83 7V6H82ZM98 7H99V5H98ZM123 7V6H122ZM255 7H256V4H255ZM258 7H260V8H258ZM262 7V8H261ZM47 8H46V10H47ZM53 8V9H54ZM73 10H72V9ZM103 8V7H102ZM108 8V7H107ZM125 8V7H124ZM124 8H121V9H124ZM173 8H174V6H173ZM192 8V9H193ZM63 9H64V6H63ZM120 9V8H119ZM150 9V8H149ZM188 9V8H187ZM223 9V8H222ZM260 9V10H259ZM262 9V10H261ZM25 10V9H24ZM27 10V9H26ZM25 10V11H26ZM46 10H44L45 12H46ZM51 10V8L49 9V11ZM59 10V9H58ZM61 10H59V13H63V14H65V11L63 10V12H60ZM78 10V11H77ZM91 10V9H90ZM97 10H99V9H97ZM104 10H106V9H104ZM125 10V9H124ZM124 10H123V12H124ZM226 10V9H225ZM248 10V11H247ZM256 10V14H257V11ZM53 11V10H52ZM54 11H56V9L54 10ZM120 11H122V10H120ZM156 11V10H155ZM227 11V10H226ZM230 11H233V10H230L229 9V15H230ZM254 11V10H253ZM84 12V8H83V11L81 12V13H83ZM92 12V11H91ZM98 12H100V11H98ZM102 12H104V11H102ZM101 12V13H102ZM157 12V11H156ZM156 12H154V14L156 13ZM212 12V11H211ZM217 12V11H216ZM222 12H223V10H222ZM221 12V10H220V13H222ZM235 12V11H234ZM264 12V11H263ZM22 13V15H20ZM42 13V12H41ZM40 13V14H41ZM55 12H53V16L55 15L56 16V14H54ZM58 12H57V14H59ZM80 12H79V16L81 15V17H82V14H81ZM119 13V12H118ZM125 13V12H124ZM151 13H153V10L151 11ZM209 13V12H208ZM225 13V12H224ZM223 13V15H227V13H225L224 14ZM239 13V12H238ZM24 14H25V12H24ZM31 14V15H30ZM35 14H36V11H35ZM42 14H44V12L42 13ZM42 14H41V17H40V15L38 14V17H39V19H43V17H45V15H46V17L49 15V12L47 11V14L45 13V15L42 17ZM51 14V13H50ZM69 14V13H68ZM216 14V13H215ZM235 14V13H234ZM237 14V13H236ZM251 13H249V15H250ZM263 14V16H264V13H262ZM60 15V16H59ZM58 15V17H59V19H57L58 21L56 22V20H55V23H53V24H55L52 28L50 27V28H47V26L45 27V29H43V30H45V31H43V32H45L46 33V44H45V46L43 47V50H41V51H43L44 52V54H45V52L47 53V52H50V46H51V50L53 51V48H55L56 49V46L59 44V42H60V45H61V47L60 46H58V47H60L59 48V50L58 51H60V49H61V51H62V55H61V61H59V59L58 60H56V61H58L59 63H60V67H61V71H60V69H58L59 70V72H61V74L63 75H60L62 78H61V80L63 79L64 81H62V83L64 82V88L66 89H63L64 90V92H63V99L64 100H66V98H68L69 96L70 97H76V95H78L77 96V98H79V96H80V100L82 99L81 98V95L83 96V97H85V94H84V92H87L88 90H90V87L92 88V91L93 90H95L96 88L95 87H97L96 85H98V87H99V85H100V83H101V85H104L105 87H107V88H109L108 86H109V84H111V80H112V77L115 75V74H109L108 75V73H115L114 71H116V67H114L115 66V64L114 63H116V62H114L113 60H115V61H117V62H119V60H117L116 58H119V55H116L117 53H113V52H115L112 48H109V46H108V48H109V50H113V51H111L112 53H113V55H111V57H110V55H108V57L110 58L109 59V62L107 61L108 60V58H107V56H106V54L104 53H102V55L103 56H101V54H99L97 51L99 50V48L102 46V50H103V47L106 45V43H104L101 39L99 40V38L98 39H96L97 37L94 35V34H92V33H90L88 30L89 29H86L87 27H86V24L84 23V21H83V24L82 23H80L79 25H78V22L80 21H82V19L84 20V17L81 19V20H79L78 21V17H77V21L78 22H75V23H77V24H75V26L76 25H78V28H79V26H81V24L82 25H85V27L83 26V28H85L87 31H86V34L84 35V33H85V29H83L82 30V27H81V30H82V32L77 28V27H75L73 24H74V21H76V20H69V22L67 21V19H69V16H65V18L62 16V14H59ZM69 15H71V14H69ZM119 15H121V12H120V14ZM126 15V14H125ZM125 15H124V17H125ZM153 15V14H152ZM233 15V14H232ZM249 15H247V16H249ZM21 16H23V17H21ZM76 16V15H75ZM123 16V15H122ZM155 16V15H154ZM228 16V15H227ZM231 16V15H230ZM234 16V15H233ZM236 16V15H235ZM243 16V15H242ZM246 16V17H247ZM35 18H37L36 16H34ZM34 17L32 16V18L33 19H31L32 20V22L34 21ZM57 17V18H58ZM98 17H101V16H98ZM239 17H241V16H239ZM243 17H245V15L243 16ZM245 17V18H246ZM262 17V16H261ZM55 18V17H54ZM119 18V17H118ZM121 18V17H120ZM178 18V17H177ZM177 18H173V19H177ZM211 18V17H210ZM219 18V17H218ZM228 18H229V16H228ZM231 18H233V17H231ZM230 18V19H231ZM242 18V17H241ZM263 18V17H262ZM24 19V20H23ZM28 20V21H30L29 23H31V20ZM38 19V18H37ZM37 19H35V21L34 22H36V20ZM47 19V18H46ZM50 19V18H49ZM152 19H153V16H152ZM235 21H236V24L238 25V18H233ZM248 19V18H247ZM43 20H45V19H43ZM123 20H124V18H123ZM180 20V19H179ZM232 20V19H231ZM238 20V21H237ZM243 20H244V18H243ZM242 20V21H243ZM264 20V19H263ZM37 21H39V20H37ZM71 21V22H70ZM116 21H118L119 22V19H117V20H114L109 14H107V13H105L104 15H103V17H101V22H102V24H103V26H104V28H105V30L108 32V34L114 39V41L116 40V41H121V42H123V40H126L127 38H128V35H129V31H127V30H129L128 28H127V30L125 29V28H123V27H121V26H117L116 25ZM121 21V20H120ZM150 21V20H149ZM173 21H175V20H173ZM172 20L170 21V22H173ZM176 21H178V20H176ZM182 21V20H181ZM180 21V22H181ZM48 22V21H47ZM53 22H54V19H53ZM122 22H124V21H122ZM151 22V24H152V21H150ZM149 22V23H150ZM154 22V21H153ZM244 22V21H243ZM245 22H246V20H245ZM248 22V21H247ZM26 23H27V25H25V27L27 28L28 26H29V23L26 21ZM49 23H50V20H49ZM72 23V24H71ZM126 23H128L127 21H126ZM136 23V22H135ZM149 23H148V25H149ZM179 22H177L176 23V25L178 24ZM235 23V22H234ZM241 23V22H240ZM35 24V23H34ZM33 24V25H34ZM36 24H37V22H36ZM39 24V23H38ZM51 24H52V19H51ZM170 24V23H169ZM245 24V23H244ZM261 24V23H260ZM45 25V24H44ZM47 25L49 26V24L47 23ZM122 25V24H121ZM135 24H133V26H134ZM137 25H138V23H137ZM147 25V26H148ZM171 25H172V23H171ZM176 25L174 26V27H176ZM247 25H249V27H250V23L249 24H247ZM31 26V25H30ZM39 26V25H38ZM38 26H36L35 25V27L37 28ZM131 26V25H130ZM130 26H127V27H130ZM138 26H139V28H138ZM137 26V28L139 29V30H142L141 29V25H138ZM34 27V28H35ZM74 27H75V29H77V31H75V29H74ZM144 27H146V24H145V26ZM239 27V26H238ZM237 27V28H238ZM249 27L247 26V28L249 29ZM25 28V29H26ZM39 28H41V27H39ZM134 28V27H133ZM173 28V27H172ZM240 28H242L241 27V25H240ZM251 28V27H250ZM130 29H131V27H130ZM148 28H146V30H147ZM42 30V29H41ZM40 30V31H41ZM135 30V29H134ZM145 30V28L143 29V31ZM53 31L55 32L54 34H52L53 33ZM80 31V32H79ZM132 31V30H131ZM246 31V30H245ZM78 32V33H77ZM90 33V34H88V33ZM221 32V31H220ZM220 32H219V36H220ZM243 33H244V31H242ZM251 32V31H250ZM41 33H42V31H41ZM82 34V36H81V34ZM139 33V32H138ZM213 33V32H212ZM56 34V35H55ZM80 34V35H79ZM88 34V35H87ZM91 34H92V37L90 38V36H91ZM140 34H141V32H140ZM206 34V33H205ZM205 34H203V35H205ZM217 34V33H216ZM215 34V35H216ZM5 35V36H6ZM53 35H55V37H53ZM83 35H84V37H83ZM88 36V37H85V36ZM90 35V36H89ZM93 35L96 37L95 39H93V40H98V43L100 42V44H102V45H100V47H98V44H97V47H96V45L94 46L93 44V42H95V41H92V38H94L93 37ZM132 35V34H131ZM214 35V34H213ZM217 35V37H219ZM226 35V34H225ZM201 36H202V34H201ZM201 36H200V38H201ZM211 36V35H210ZM45 37V36H44ZM138 37V36H137ZM137 37H135V39L137 38ZM196 37H199V36H196ZM225 37V36H224ZM238 37H239V35H238ZM192 38H194L195 39V36L194 37H191V40H192ZM199 38V39H200ZM205 40H204V39ZM214 39L215 37L214 36H212V37H210V39ZM222 38V37H221ZM231 38V37H230ZM229 38V39H230ZM234 38V37H233ZM233 38H232V40H233ZM236 38V37H235ZM202 41L200 40V44H195V42H194V40L192 41L193 42V44H195V47L197 46V50L199 51V49H200V47H201V45L203 44V46L201 47L202 48V50H205L206 51V48H204L205 46H204V44H206V46H207V48H208V43H207V35L206 36H203L202 37ZM210 39H209V41H210ZM219 39V38H218ZM217 39V40H218ZM225 39V38H224ZM224 39H223V41H222V39H220L221 40V42L223 43V42H225V43H223V44H226V42H229L228 41V39H227V36H226V39H227V41H224ZM225 39V40H226ZM243 39V38H242ZM242 39H241V37H240V41H242ZM53 40H54V42H53ZM55 40H59V42H57V41H55ZM91 40V41H90ZM184 40V39H183ZM183 40H180V42L182 41V44H183V46H182V44L181 43H178L177 44V42L176 43H174V42H171L172 44H170V45H172V47L174 46H176V50H177V48L179 47V44H181V48H178V54L177 55H179L180 56V59L183 61L184 60V56H182L183 55V53H184V51L186 50V48L185 47H187V39H185V41L186 42H184ZM191 40H189L188 39V49L191 47V45H190V47H189V44H191L192 42H191ZM197 40V39H196ZM207 40V41H206ZM236 39H234L233 40V43H231V45H233L234 44V41H235ZM248 40L249 39H247L246 41L248 42ZM131 41V40H130ZM190 41V42H189ZM205 41H206V43H205ZM208 41V42H209ZM213 40H211V42H212ZM215 41V40H214ZM213 41V42H214ZM219 41V40H218ZM217 41V42H218ZM41 42V41H40ZM97 42V41H96ZM95 42V43H96ZM104 43V46H103V43ZM120 42V43H121ZM133 42H134V40H133ZM197 42V41H196ZM202 42V43H201ZM204 42V43H203ZM212 42V43H213ZM230 42H231V40H230ZM243 42H245V41H243ZM243 42H241V45H246V44H243ZM246 42V43H247ZM53 43V45H51ZM54 43H57V45L56 44H54ZM185 43H186V46H184L185 45ZM198 43H199V41H198ZM219 43V42H218ZM218 43H217V45H218ZM235 43H239V42H236L235 41ZM254 43V42H253ZM115 44H117V43H115ZM122 44V43H121ZM130 44V43H129ZM192 44V45H193ZM222 44V45H223ZM248 44H250V43H248ZM56 45V46H55ZM128 44H126V46H127ZM200 45V46H199ZM210 45V44H209ZM212 45H214V44H212ZM216 45V46H217ZM221 45V44H220ZM221 45V46H222ZM231 45H230V48H231ZM237 45V44H236ZM238 45H240V43L238 44ZM237 45V46H238ZM258 45V44H257ZM257 45L255 44V46L257 47ZM52 46H55V47H53L52 48ZM178 46V47H177ZM219 46V45H218ZM217 46V47H218ZM221 46H219V47H221ZM225 46V45H224ZM235 46V45H234ZM250 46V45H249ZM96 47V48H95ZM169 47H171V46H169V45H167L166 47L164 46L163 48H165V51H169V49L168 48ZM184 47V51H182L181 52V50H182V48ZM194 49H195V47L194 46H192ZM228 46H226V47H224L225 49H227V50H229L228 48H227ZM240 47V46H239ZM242 47V46H241ZM240 47V49H241V51L242 50H244V51H246L247 50V48H249L248 47V45H247V48L245 47L244 49L243 48H241ZM244 47V46H243ZM38 48V47H37ZM167 48V49H166ZM193 48H190V49H193ZM204 48V49H203ZM212 48V47H211ZM233 48L234 47H232V51H233ZM254 48V47H253ZM58 49V48H57ZM56 49V50H57ZM174 50H175V48H173ZM180 49V50H179ZM188 49L186 50V52H185V55H186V53H188L189 51H188ZM189 49V50H190ZM209 49V50H208ZM207 50L209 51V52H206V54L208 53V56H209V53H210V48H208ZM213 49V48H212ZM222 49V48H221ZM237 49L239 50V48L238 47H236V49L234 48V50H236L237 51ZM250 49V48H249ZM248 49V50H249ZM256 49V48H255ZM108 49H107V51H109ZM174 50H172L173 52H174ZM197 50L195 51V53L197 52ZM217 50H218V48H217ZM224 50V49H223ZM231 50V49H230ZM253 50V49H252ZM6 51V50H5ZM4 51V52H5ZM9 51V50H8ZM41 51H38V49H37V52H40L41 54H42V52ZM106 51V50H105ZM162 53L163 54H165L166 52H164V50L162 49ZM179 51H180V54H179ZM224 51H226V50H224ZM236 51L234 52V57L236 56ZM244 51H242L241 53H245ZM255 51V50H254ZM256 51L258 52V48L256 49ZM54 52H55V50H54ZM57 52V51H56ZM170 52V51H169ZM169 52H167L166 54H168ZM193 51H191V53H189V54H192L193 56H194V52L192 53ZM212 52V51H211ZM217 52H219V51H217ZM216 52V53H217ZM221 52V51H220ZM228 52V51H227ZM227 52H225V53H227ZM231 52V51H230ZM250 52H251V49H250ZM9 53V52H8ZM39 53V54H40ZM51 53V52H50ZM161 53V54H162ZM181 53H182V55H181ZM199 52H197V54H198ZM204 54H205V52H203ZM233 53V52H232ZM231 53V54H232ZM238 53H240V50L237 52V55H238ZM248 53H249V51H248ZM247 53V54H248ZM2 54V53H1ZM6 54H7V52H6ZM171 54H172V52H171ZM205 54V55H206ZM211 54H213V53H211ZM220 54H222V53H220ZM224 54V53H223ZM247 54H244V55H239L241 58H242V56H245V57H247ZM251 54H253V53H251ZM258 54V53H257ZM257 54H256V56H257ZM262 54V53H261ZM4 56H5V53L3 54ZM3 55H0V58H4V56ZM104 55H105V57H104ZM140 55V54H139ZM170 55V54H169ZM172 55H174V53L172 54ZM201 56H203L204 57V55H202V52H201V54H200ZM200 55H199V57H198V59L197 58H195V57H193V58H190V59H196L197 61L199 60V58H200ZM214 55V54H213ZM225 55V54H224ZM250 55V54H249ZM249 55H248V58H249ZM254 55H255V53H254ZM2 56V57H1ZM42 56H43V54H42ZM167 56V55H166ZM171 56V55H170ZM181 56L183 57V58H181ZM206 56V57H204V58H200V60L199 61H201V62H199L198 61V64L200 65V68L202 69V60H203V63L205 64L207 61H205L206 59L205 58H210L211 59V57L209 56ZM218 56V55H217ZM226 56H227V54H226ZM231 56V55H230ZM238 56V57H239ZM255 56V57H256ZM113 57V58H112ZM116 57V58H115ZM139 57V56H138ZM174 58L176 57V56H173ZM186 57H187V55H186ZM190 57V56H189ZM192 57V56H191ZM237 57V56H236ZM235 57V58H236ZM244 57V59H246ZM252 57H253V55H252ZM104 58V59H103ZM106 58H107V60H106ZM120 58H122V57H120ZM140 58H142V57H140ZM139 58V59H140ZM179 58V57H178ZM219 58V57H218ZM223 58H226V57H224L223 56ZM230 58V57H229ZM235 58H233L232 59V57H231V59H232V62L234 63V59ZM241 58H239V60L241 59ZM263 58V56L261 57V59ZM112 59V60H111ZM166 59V58H165ZM177 59V58H176ZM187 59V58H186ZM205 59V60H204ZM210 59L208 60V61H210ZM214 59L216 60L217 58H214V57H212V59H211V62H207L206 64H210V65H212V67L213 68H215V67H217L218 65H219V67H217V68H219V69H213L212 67H211V71H213V73L214 74H216L217 75V78H218V75H219V73H221V75H220V77L221 76H223L224 78H225V76L226 75H228V76H231V70L232 69H230V68H232L233 66V64H232V62L231 63H229V60L230 59H228V62H225V64L224 63H222V60L221 61H219L218 60V63H217V60L216 61H214ZM227 59V58H226ZM243 59V60H244ZM249 59H251V56H250V58ZM249 59H247V60H249ZM260 58L257 56V61L256 62H258V60H259ZM105 62H104V61ZM168 60V59H167ZM172 60H174V59H170V61H172ZM196 60H194V62H193V60L192 61H190L191 62V65L194 63V64H196L195 66H194V68L197 66V62H196ZM225 60V59H224ZM236 60V59H235ZM239 60H237L238 62H239ZM254 60H256V58L254 59ZM102 63H101V62ZM111 61V62H110ZM170 61H168V62H170ZM177 61V60H176ZM227 61V60H226ZM231 61V60H230ZM236 61V62H237ZM241 61H242V59H241ZM240 61V62H241ZM252 61V60H251ZM262 61V60H261ZM55 62V61H54ZM58 62H56V63H54L55 64V66L57 65V63ZM114 62V63H113ZM187 62V61H186ZM190 62H189V64H190ZM221 62V63H220ZM235 62V63H236ZM243 62V61H242ZM249 62H250V60H249ZM264 62V61H263ZM262 62V63H263ZM100 63V64H99ZM105 63H108V64H106L105 65ZM173 63V62H172ZM171 63V64H172ZM178 63H179V61H178ZM183 63V62H182ZM201 63V64H200ZM214 63V64H213ZM220 63V64H219ZM230 64V66L231 67H229V65L227 66L226 64ZM244 63V62H243ZM247 63V62H246ZM251 63V62H250ZM250 63H249V65H250ZM110 64H113L114 66H112V68H111V66H110ZM171 64L168 66V67H171ZM181 64V63H180ZM206 64H205V66H206ZM221 64H224L222 67L223 68H221L220 69V66H221ZM232 64V65H231ZM238 64V63H237ZM239 64H241V63H239ZM238 64V65H239ZM245 64V63H244ZM251 64H254V62L253 63H251ZM101 65V66H100ZM107 65H109L108 67H107ZM117 65V64H116ZM173 65V64H172ZM215 65H217V66H215ZM235 65V64H234ZM237 65V66H238ZM242 65V67H243V64H241ZM241 65H239L240 67H241ZM261 65V64H260ZM58 66V68H59V64L57 65ZM99 66L100 67H103V69H110V71L109 70H107V72H104L103 74L104 75H102V77L104 76L105 77V75L109 78V79H111L110 81H109V79H108V82L106 81V84H105V81H103V79L105 80L106 78H101V77H98L97 76V79H96V77H94V76H92V77H90V78H88V74H90V73H93V71H94V73H96L95 71L97 70V72H98V68H99ZM204 66V65H203ZM204 66V67H205ZM215 66V67H214ZM237 66H234V67H236V69L239 67H237ZM245 66V65H244ZM256 66H257V64H256ZM262 66V65H261ZM110 67V68H109ZM188 67V66H187ZM198 67V66H197ZM196 67V68H197ZM203 67V69H205ZM208 67H209V65H208ZM207 67V68H208ZM227 68V71H226V68ZM229 67V68H228ZM250 67V66H249ZM263 67V66H262ZM262 67H261V69H262ZM32 68H33V66H32ZM57 68V67H56ZM114 68H115V70H114ZM193 68V69H194ZM245 68H246V66H245ZM245 68H241V70L242 69H244V70H246ZM35 69V68H34ZM34 69L32 70V71H34ZM114 71H113V70ZM166 69V68H165ZM213 69V70H212ZM222 69H225V70H223L222 71ZM228 69H230V71L228 70ZM247 69H248V67H247ZM252 69H254V65H253V67H252ZM259 69H260V67H259ZM112 70V71H111ZM119 70V69H118ZM191 70V69H190ZM194 70H196V69H194ZM216 70H219V71H221V72H218L217 71V73H216ZM235 70V69H234ZM99 71H102V68L100 69L99 68ZM167 70H163V71H161V72H163V74L166 72ZM169 71H170V69H169ZM168 71V72H169ZM171 71H172V69H171ZM187 71V70H186ZM207 71H209V70H207ZM215 71V72H214ZM228 71H229V74H228ZM237 71H239V72H241L240 71V69L239 70H237ZM237 71H236V74H237ZM247 71V70H246ZM257 71V70H256ZM261 71V70H260ZM260 71H258V72H260ZM117 72V71H116ZM200 72H201V70H200ZM227 73L225 76L224 75H222V74H225V73ZM232 72H233V70H232ZM238 72V73H239ZM243 72V71H242ZM241 72V73H242ZM250 72H251V70H250ZM249 72V73H250ZM35 73V72H34ZM106 73V74H105ZM167 73V72H166ZM175 73H176V70H175ZM190 73H192L191 71H190ZM190 73H188L189 75H190ZM252 73V72H251ZM158 74H159V72H158ZM168 74H170V72L168 73ZM167 74V75H168ZM174 74V73H173ZM178 74V73H177ZM176 74V75H177ZM184 74H186V73H184ZM193 74V73H192ZM234 74V73H233ZM257 74V73H256ZM256 74H255V76H256ZM101 75H99V76H101ZM160 75V74H159ZM171 75V74H170ZM175 75V76H176ZM188 75V76H189ZM248 75H251V74H248ZM247 75V77L248 78H250V79H252V76H248ZM257 75H259V74H257ZM262 75H264V72H263V74ZM262 75L260 76L259 75V77H262ZM112 76V77H111ZM156 76H158V75H156ZM156 76H155V79H156ZM165 76V75H164ZM179 76V75H178ZM178 76H177V78H178ZM181 76V75H180ZM191 76V75H190ZM215 76V75H214ZM64 77V78H63ZM160 77V76H159ZM163 77V76H162ZM161 77V78H162ZM166 78H167V76H165ZM218 78L217 80H218V84L220 83V80L219 79H221V78ZM233 77H234V75H233ZM235 77H236V75H235ZM88 78V80H86ZM94 78V79H93ZM99 78V79H98ZM152 78H154V77H152ZM175 78V77H174ZM173 78V79H174ZM229 78H231V77H229ZM228 78V79H229ZM247 78V79H248ZM257 78V77H256ZM101 79V80H100ZM106 79V80H107ZM155 79H153L154 81H155ZM157 79H158V77H157ZM157 79H156V81H157ZM160 79V78H159ZM158 79V81H160L161 82V84L160 85H162V84H164L165 83V81H164V78H163V82L161 81V79L159 80ZM173 79L171 78V80L173 81ZM176 79V78H175ZM181 79V78H180ZM215 79H216V76H215ZM223 79V78H222ZM225 79H227V77L225 78ZM225 79H224V81H225ZM232 79V78H231ZM237 79H238V76H237ZM241 79H242V77H241ZM249 79V80H250ZM258 79V78H257ZM260 79V78H259ZM90 80V81H89ZM93 80H96V82H94ZM178 80V79H177ZM217 80H215L216 82H214V83H216V84H214L213 82L211 83V84H209V87L210 88H212L213 86H218V87H220V84L219 85H217ZM236 80V79H235ZM86 81V82H85ZM98 81V82H97ZM223 81V82H224ZM233 81H234V78H233ZM238 81V80H237ZM242 81V80H241ZM252 81V80H251ZM250 81V82H251ZM92 83L91 85H87L88 83ZM100 82V83H99ZM102 82H104V83H102ZM174 82V81H173ZM98 83V84H97ZM107 83H108V86H107ZM222 83V82H221ZM235 83V82H234ZM264 83V82H263ZM85 84L87 85V87L89 86V89H87V87H85ZM93 84H95V86L93 85ZM153 84V86H155L156 84L155 83H152ZM155 84V85H154ZM168 84V80H167V83L165 84V86ZM214 84V85H213ZM237 84V83H236ZM239 84V83H238ZM248 84H250V83H248ZM247 84V85H248ZM66 85V86H65ZM100 85V87L103 89V93H104V91L106 92V93H104V95H103V93H102V91H101V93H99V89H101L100 87H99V89H96V90H98V93H96L95 92V94H102L101 96H103V98L102 99H99V101L101 100H105L106 98L104 97V96H106L107 97V92H108V90H106L107 88H105V87H102ZM123 85V84H122ZM122 85H121V87H122ZM127 85V84H126ZM125 85V86H126ZM159 85V84H158ZM169 85L170 84H168L167 85V87H169ZM172 85H173V83L171 82V85H170V87L168 88L169 90L171 89V87H172ZM175 85V84H174ZM178 85V84H177ZM213 85V86H212ZM93 86V87H92ZM133 86V85H132ZM152 86V85H151ZM163 86V85H162ZM176 86V85H175ZM212 86V87H211ZM238 86V85H237ZM86 88V89H84V88ZM97 87V88H98ZM124 87V86H123ZM127 87H129L128 85H127ZM158 87V86H157ZM105 88V89H104ZM134 88V87H133ZM132 88V89H133ZM154 88V87H153ZM166 88V87H165ZM173 88V87H172ZM214 88V87H213ZM124 89V88H123ZM129 89V88H128ZM127 89V90H128ZM132 89H130L129 91H131ZM136 89V88H135ZM155 89V88H154ZM217 89V88H216ZM120 90H121V88H120ZM138 90V89H137ZM157 90V89H156ZM160 90V89H159ZM91 91V90H90ZM90 91L88 92V94L90 93ZM91 91V92H92ZM118 91H119V89H118ZM136 91V90H135ZM168 91V90H167ZM219 91V90H218ZM66 92V93H65ZM128 92V91H127ZM69 93L70 94H72V96L71 95H69ZM93 93V92H92ZM91 93V94H92ZM126 93V92H125ZM64 94L66 95V97L64 96ZM84 94V95H83ZM94 94V95H95ZM124 94V93H123ZM122 94V95H123ZM132 94V93H131ZM167 94V93H166ZM68 95V96H67ZM90 95V94H89ZM93 95V96H94ZM126 95H127V93H126ZM126 95H125V98H123V97H119L118 95L115 97V99H114V106H115V112L116 113H119V112H125V111H128L131 107H132V103H131V98L130 97H126ZM133 95H135V94H133ZM138 95V94H137ZM157 95V94H156ZM155 95V96H156ZM92 96V95H91ZM90 96V97H91ZM97 96V95H96ZM124 96V95H123ZM131 96V95H130ZM69 97V98H70ZM89 97V96H88ZM90 97H89V99H90ZM113 97V96H112ZM133 97V96H132ZM135 97V96H134ZM151 97V96H150ZM71 98V99H72ZM77 98H75V100L77 99ZM97 99L99 98V96H97L96 97ZM96 98L95 99H93V100H95L96 102L98 101V100H96ZM114 98V97H113ZM139 98V97H138ZM157 98V97H156ZM134 98H132V100H133ZM137 99V98H136ZM140 99V98H139ZM146 99H148V98H146ZM92 100V101H93ZM135 100V99H134ZM133 100V101H134ZM157 100V99H156ZM5 101V100H4ZM8 101V100H7ZM79 101V100H78ZM87 101H88V99H87ZM87 101H85L86 103H87ZM138 101V100H137ZM152 101V100H151ZM150 101V102H151ZM154 101V100H153ZM84 102V103H85ZM90 101H88V103H89ZM94 102V101H93ZM104 102V101H103ZM103 102H99L101 105L103 104ZM113 102V101H112ZM9 103V102H8ZM7 103V104H8ZM85 103V106L87 105L88 107L90 106L88 103L86 104ZM146 103V102H145ZM176 103V102H175ZM230 103V102H229ZM90 104H92V103H90ZM138 104V103H137ZM170 104V103H169ZM185 104H187V102L185 103ZM222 105H223V103H221ZM220 104V105H221ZM227 103H225L224 105H226ZM2 105H3V102H2ZM95 106V104L93 103L92 104V106H90V107H93L94 108V106ZM151 105V104H150ZM149 105V106H150ZM188 105V104H187ZM221 105V106H222ZM224 105H223V109H225L223 112H220L219 110V107H221V106H219L218 108H216L217 110H218V113H220V114H222V117L220 118V116H218V115H220V114H218L217 115V111L216 112H213V113H211L210 115H212V114H214V116L215 115H217V117H219L220 118V120H218V118H216V117H213V115H212V117H213V119L215 118V120H213V121H218L217 123L216 122H214V123H212V120H209V118H208V116H207V121L209 120L213 125H216V124H221V123H219V121L220 122H223V119L222 118H226V115H227V118L228 119H232V116L235 114V112L233 113V115H232V111H245V110H248V105H247V107H246V105L245 104H243V105H245L244 107H243V105L241 106V108L243 107V109L244 110H241V108L240 107H238L239 105L238 104H235V107H236V105H237V108H236V110L234 109V108H232V110H231V107H234V104H233V106H232V104L230 103V104H227L228 106H226L225 108H224ZM84 106V107H85ZM85 107V108H88V107ZM98 106V105H97ZM113 106V105H112ZM113 106V107H114ZM153 106V105H152ZM156 106V105H155ZM160 106V105H159ZM166 106V105H165ZM164 106V107H165ZM172 105H170V107H171ZM190 106V105H189ZM83 107V108H84ZM98 107H101V106H98ZM103 107V106H102ZM142 107V106H141ZM167 107H168V105H167ZM166 107V108H167ZM176 107V106H175ZM182 107H183V105H182ZM188 107V106H187ZM263 107V106H262ZM83 109L84 111H87L86 109ZM92 108V109H93ZM95 108L97 109V107L95 106ZM150 107H148V109H149ZM152 108V107H151ZM161 107H159V109H160ZM186 108V107H185ZM189 108V107H188ZM192 108H194V107H192ZM191 108V109H192ZM202 108V107H201ZM200 108V109H201ZM228 108H229V110H228ZM90 109V108H89ZM142 109V108H141ZM145 109V108H144ZM159 109H157L156 108V110H159ZM171 109V108H170ZM172 109H174V107L172 108ZM176 109L178 110V108L176 107ZM212 109V108H211ZM226 109L228 110L227 112L228 113H226ZM234 109V110H233ZM251 109V108H250ZM263 109H264V107H263ZM99 110H101V108L100 109H98V111ZM133 110V109H132ZM147 110V109H146ZM150 110V109H149ZM162 110V109H161ZM169 110V109H168ZM176 110V111H177ZM181 110V109H180ZM189 110V111H188ZM188 110H186V113H184V115H181V117H179L178 118V116H176L177 114L179 115V113H181L182 114V112H180L179 110V112L178 113H176V111H175V113H174V115L177 117V119L175 118V116H173V114H170L169 113V115H171V116H173V118H170L171 116H168V118H167V112H166V116H164V120H167L168 121V123H169V125H171V121L173 122V120L174 119H176L177 121H175V122H173L174 123V125L175 124H178V125H184L185 124V127L183 126H181L182 128H186L187 127V125L188 124H186V123H188L189 122V124L191 123L189 120L191 119L192 121H193V119H195L196 118V116L198 115H194V117L195 118H191L190 117V115H193V114H187V111L188 112H190V109H188ZM193 110V112H194V109H192ZM196 110H198V109H196ZM205 110V109H204ZM221 110H222V107H221ZM84 111H82V112H84ZM92 111V110H91ZM91 111H90V113H91ZM93 111H95V110H93ZM93 111H92V115H93ZM111 111V110H110ZM137 111V110H136ZM144 111V110H143ZM142 111V112H143ZM163 111H165V110H163ZM174 111V110H173ZM206 111H208V110H206ZM210 111V110H209ZM212 111H213V109H212ZM236 111V112H237ZM251 111H252V109L249 111L248 110V114H246V115H243V112H237L236 114L239 116V114H241V115H243V119H242V121H244L245 119H244V117L245 116H247L248 115V117H246V119L248 120V119H250L249 118V113H251ZM254 111H256V110H254ZM81 112V111H80ZM81 112V113H82ZM88 113H89V110L87 111ZM114 112V113H115ZM161 112V111H160ZM192 112V111H191ZM192 112V113H193ZM205 112V111H204ZM204 112H200L199 111V113H204ZM225 112V113H224ZM263 112V111H262ZM261 112V110H260V112H257V113H259V117H260V114H264V112L262 113ZM85 113V112H84ZM96 113H98L99 114V112H97L96 111ZM156 113H157V111H156ZM209 113V112H208ZM254 112H252V114L251 115H253L254 116V114H253ZM256 113V114H257ZM86 114L87 113H85V114H82L83 115V117H84V115L86 116ZM122 114V113H121ZM125 114V113H124ZM140 114V113H139ZM160 114V113H159ZM186 114V115H185ZM229 114H230V116H229ZM90 116H91V114H89ZM89 115H87V116H89ZM123 115V114H122ZM164 115H165V113H164ZM223 115H225L224 117H223ZM262 115H261V117L259 118V120H260V122L262 121V118H264V117H262ZM117 116V115H116ZM132 116V115H131ZM151 116V115H150ZM154 115L152 114V116L151 117H153ZM158 116V115H157ZM204 116V115H203ZM252 116V117H253ZM264 116V115H263ZM81 117V116H80ZM79 117V118H80ZM107 117V116H106ZM105 117V118H106ZM149 117V116H148ZM151 117H149V118H151ZM155 117H156V115H155ZM155 117H153L152 118V120L155 118ZM161 117V116H160ZM165 117L167 118V119H165ZM190 117V118H189ZM193 117V116H192ZM210 117V116H209ZM251 117V116H250ZM255 117V116H254ZM94 118V117H93ZM132 118V117H131ZM141 118V117H140ZM146 118V120L148 121V119H147V117H144L143 119H145ZM169 118L170 119H172V120H170L169 121ZM204 118H205V116H204ZM211 118V117H210ZM226 118V119H227ZM234 119H235V117H233ZM242 118V117H241ZM256 118V117H255ZM255 118H253L252 120L254 121V119ZM258 118V117H257ZM84 119H86V117L84 118ZM99 119V118H98ZM156 119V121H158L160 118H155ZM158 119V120H157ZM226 119L224 120V121H226ZM237 119V118H236ZM235 119V120H236ZM76 120V119H75ZM74 120V121H75ZM81 120V119H80ZM83 120V119H82ZM81 120V121H82ZM97 120V119H96ZM109 120V119H108ZM196 120V119H195ZM194 120V121H195ZM234 120V121H235ZM239 120H240V118H239ZM238 120V121H239ZM256 120V119H255ZM80 121V122H81ZM151 121V120H150ZM149 121V122H150ZM154 121V120H153ZM155 121V122H156ZM188 121V122H187ZM197 121H200L199 119L197 120ZM196 121V122H197ZM204 121H206V120H204ZM206 121V122H207ZM241 121V120H240ZM246 121V120H245ZM253 121H251V119H250V122H253ZM134 122V121H133ZM249 122V120H248V122H245V123H250ZM255 122V123H254ZM253 123L254 124H256V121H254ZM66 123V122H65ZM72 123H74L73 121H72ZM71 123V125H73ZM156 123H158V122H156ZM172 123V124H173ZM193 123H194V126H195V122H192L191 124L192 125H190L191 126V128H192V126H193ZM207 123H209V122H207ZM233 123V122H232ZM231 122H228L227 124H230V125H228L229 126V128H230V126L231 127H233V128H235V126H236V128H237V123L235 124V126H234V124H232ZM70 124V123H69ZM78 124H79V122H78ZM198 124V123H197ZM196 124V125H197ZM206 124V123H205ZM210 124V123H209ZM227 124L226 125H223V127H222V125H220V126H216V127H219V129H227ZM239 124V123H238ZM254 124L252 125V127L254 126ZM259 124V123H258ZM263 124V125H262ZM262 124L260 123L259 125H261V126H259V128H261V129H264V128H262V127H264V120L262 121ZM75 125V124H74ZM84 125V124H83ZM82 125V126H83ZM140 125V124H139ZM138 124H136L135 126H139ZM150 125V124H149ZM173 125V126H174ZM233 125V126H232ZM240 125V124H239ZM243 125H244V123H243ZM246 125V124H245ZM257 125V124H256ZM255 125V126H256ZM81 126V125H80ZM134 126V125H133ZM241 126H242V124H241ZM70 127H72V126H70ZM151 127V126H150ZM176 127V126H175ZM178 127V126H177ZM173 128L172 127V130L174 129L175 131H177V129H178V133H179V135H180V132H179V130L181 129L180 127H178V128ZM111 128H112V132H113V134L115 135V137L119 140V141H122V142H127V141H133V140H141L142 138H138V136H137V132H136V129H129L128 128V123L127 122H124V121H122V120H118V119H116V118H114V119H112V121H111ZM147 127H145V129H146ZM153 128V127H152ZM235 128V129H236ZM239 128V127H238ZM237 128V129H238ZM258 128V130H260V132H262V130L261 129H259ZM151 129V128H150ZM149 129V131H152L153 130V132H154V129H151L150 130ZM189 130H192V129H190L189 128ZM252 130H254V127L252 128ZM174 131V132H175ZM180 131H182V129L180 130ZM184 131V130H183ZM250 131V130H249ZM264 131V130H263ZM153 132H152V135H153ZM251 132V131H250ZM178 133H174L175 135H171L172 137H171V140H172V138H173V142H178V143H180L179 141L181 140V138H182V136H183V134L182 135H180V136H177V134ZM182 133H185V132H182ZM253 133V132H252ZM256 133V132H255ZM259 133V132H258ZM86 134V133H85ZM95 134V133H94ZM155 134V133H154ZM141 135V134H140ZM250 135V134H249ZM260 135V133L258 134V136ZM262 135V134H261ZM72 136V135H71ZM86 136H89L90 137V135L88 134V135H85V136H83V138L85 137L86 138ZM98 135H96V137H97ZM101 135H99V137H100ZM144 137H145V135H143ZM187 136V135H186ZM252 136H254V135H252ZM251 135H250V138L252 137ZM93 137L94 138H96L94 135L92 136V141H94V142H96V143H98L99 144V138L97 137V139H93ZM170 137V136H169ZM184 137V136H183ZM74 138V137H73ZM73 138H70V139H73ZM83 138H81V137H77L76 139L77 140H70L69 141V143L67 142V140L69 139V137H68V139H62V140H60V141H62V142H60L59 141V143H61L60 145H56V143H51L52 145L51 146H47V148L45 147V149H41L40 151L38 150L36 153H38V155H36V153L34 152V155L32 156V154H30V153H28L29 155H31V156H27L26 155V157H22L23 155H21L20 157H22V158H18V159H16L15 157V160L14 161H12L13 159H11V161L9 160V161H5V162H3L2 163V165L0 164V172L1 173H7L8 171H9V169H11V171L13 170V172H12V174L13 173H16V172H19V171H23V173H24V180L25 181H28L29 182V184L31 185L32 183H34L35 181H37V182H39V183H41V184H43V185H51V186H54L53 184L55 183V181H57V179L56 178H58V173L60 174V179H61V183H59L60 185H62V187H59V184H57V186H58V188H60L61 189V191H60V194H62V196L63 197H61L62 198V204H61V207L59 208L60 209V214H62V215H60V216H58V217H56L55 215V217H53L52 218V216H51V218L50 217H46V216H44V218H42V219H39L40 221H41V223H42V225L43 226H50V228L52 227V226H54L55 227V230L57 231V236H59L61 239L63 238L64 239V241L66 242V247H67V249H68V251H69V254H72L73 252H75L77 249H75V247L77 246V245H79V246H77V247H79V251H80V248H82V250H81V253H82V251H84V249L86 250L87 248H84L83 249V247H84V245L83 244H88L87 246H90L89 245V241H91L92 240V243H93V239H95V238H97V235H95L93 232H91V231H89V229L88 230H86V229H84L82 226H80V225H73L72 224V218L74 217L73 215L75 214V213H72V211L70 210V211H67V209H66V205H65V203H66V201H67V197L69 196V195H72L74 192L75 193H77L78 195H82V193L84 192V191H86V190H84V189H86L87 188V186L89 185V186H91V189H92V186H94V190L92 189H90L89 187V190H90V192H91V194L92 195H88V193L87 194H83L84 196H91V199L93 198V199H95L96 197L97 198H101L102 196H103V198L105 199L106 197L107 198H109L108 196H106L105 197V195H107L108 193H110V192H112L111 190L112 189H114V188H117V185H122V182L123 181H125V180H127L129 177H131V175L133 176L134 175V177H136V175L134 174V173H131V171H129V174H131V175H129V176H125L126 174L124 173L125 172V170H127L128 171V169H125L124 170V167L123 166H121V164H119V162H117V159H116V156H113V154H112V156L110 155L109 157H115L114 159L116 160L115 161V163L117 162L118 163V165H120V168H119V166L118 165H115V163L114 162H111V161H114V160H111V161H109L110 160V158H109V162L108 161H104L103 159H108V158H100V157H104L105 156V154H104V152H106V150H108V152H106V154L108 155V154H110L109 152H111L112 153V151L110 150V147H108V145L106 144V147H104V141H105V139L103 140V138H104V136H101L100 137V141H102V145H103V147L104 148H106L105 150H104V148L103 149H100L101 151H103V153H102V155H104V156H101V154L99 153V148H101L100 146H99V148H97L98 147V144L96 145V143H93L92 141H88L87 140V143L88 144H85L84 142H86V141H83L84 139ZM146 138V137H145ZM249 138V139H250ZM257 138V137H256ZM259 138H260V136H259ZM258 138V139H259ZM86 139H88V138H86ZM85 139V140H86ZM152 139H153V137H152ZM168 139V138H167ZM185 139H186V137H185ZM253 139V138H252ZM98 140V141H97ZM149 139H147V141H148ZM156 140H158V139H156ZM56 141V140H55ZM73 141H76V142H74L73 143ZM165 141H168V140H163L162 141V143L163 142H165ZM171 141V142H172ZM121 142V143H122ZM138 142V141H137ZM136 142V143H137ZM140 142V141H139ZM150 142V141H149ZM148 142V143H149ZM171 142H170V140H169V143L171 144ZM172 142V143H173ZM183 142H184V140H183ZM58 143V144H59ZM105 143H107L106 141H105ZM128 143V142H127ZM154 143V142H153ZM156 143H157V141H156ZM178 143H177V145H178ZM182 143V142H181ZM129 144V143H128ZM128 144H126V145H128ZM142 144V143H141ZM50 145V144H49ZM101 145V146H102ZM118 145V144H117ZM122 145V144H121ZM123 145H125V143L123 144ZM122 145V146H123ZM132 145V144H131ZM130 145V146H131ZM137 145L139 146V148L140 147H142L143 148V146L144 145H140L139 143H137ZM147 145V144H146ZM96 146V147H95ZM165 146H166V142H165ZM169 146V145H168ZM171 146V145H170ZM178 146H180V145H178ZM258 146V145H257ZM108 147V148H107ZM127 147V146H126ZM129 147V146H128ZM163 147V146H162ZM167 147V146H166ZM172 147H173V145L170 147L171 149H172ZM96 148L98 149V150H96ZM123 148H124V146H123ZM130 148V147H129ZM141 148V149H142ZM156 148V147H155ZM158 148V147H157ZM168 148V147H167ZM170 148H168V149H170ZM174 148H175V146H174ZM179 148V147H178ZM125 150H126V148H124ZM185 149V148H184ZM238 149V148H237ZM237 149H236V151H237ZM258 149H259V147H258ZM110 150V151H109ZM135 150H137V148L135 149ZM150 150V149H149ZM154 150V149H153ZM156 150H158V149H156ZM163 150V149H162ZM173 150H175V149H173ZM173 150H171L170 152H172ZM179 150V149H178ZM181 150V149H180ZM239 150V149H238ZM96 151H98L97 153H96ZM146 151V150H145ZM164 152H166L165 150H163ZM176 151L177 150H175L174 152L176 153ZM40 152V153H39ZM133 152H134V150H133ZM245 152V151H244ZM243 152V153H244ZM143 153V152H142ZM142 153H140V154H142ZM173 153V152H172ZM229 153V152H228ZM235 153V155L237 156L236 158H234V159H232V157H230L229 158V162H231V164H230V166L231 165H236V166H238V165H240L241 164V161H243V156H242V154H237L236 152H234ZM260 153V152H259ZM98 154H100V156H98ZM135 154H137V152H135L134 153V155ZM150 154V153H149ZM179 154V153H178ZM245 154H246V152H245ZM251 154V153H250ZM264 154V153H263ZM24 155H25V153H24ZM97 155V156H96ZM143 155V154H142ZM160 155V154H159ZM165 156H166V153L164 154ZM169 155V154H168ZM172 155V154H171ZM256 155V154H255ZM129 156V155H128ZM154 156V155H153ZM160 156H162V155H160ZM182 156H183V154H182ZM227 156V155H226ZM252 157H253V155H251ZM250 156V157H251ZM97 157V159H95ZM99 157V158H98ZM108 157V156H107ZM141 157V156H140ZM150 157H151V155H150ZM166 157H169V156H166ZM165 157V158H166ZM170 157H172V160H174L173 158V156H170ZM169 157V158H170ZM225 157V156H224ZM249 157V156H248ZM156 158V157H155ZM161 158V157H160ZM168 158V159H169ZM186 158H187V156H186ZM191 158V157H190ZM227 158H228V156H227ZM98 159H99V161H98ZM112 159V158H111ZM142 159V162H143V159H144V157H142L141 158ZM151 159V158H150ZM158 159V158H157ZM168 159L166 160V162H167V164L168 163H170V161H172L171 159H169V162H168ZM188 159V158H187ZM97 160V161H96ZM152 160V159H151ZM176 160V159H175ZM223 160V159H222ZM222 160H220V163H222L221 161ZM245 160V159H244ZM247 160V159H246ZM254 160V159H253ZM148 161V160H147ZM248 161V160H247ZM261 161V160H260ZM149 162V161H148ZM154 162H156V161H154ZM173 162V161H172ZM180 162V161H179ZM224 162V161H223ZM163 163H165V162H163ZM226 162H224V164H225ZM112 164H114L113 166H114V168L115 167H117L118 166V169L120 170V171H117V169L115 168V169H113V167L111 166ZM139 164V163H138ZM145 164H147V163H145ZM223 164V163H222ZM251 164V163H250ZM58 165H60V170L58 171L57 169H59V168H57L58 167ZM169 165H171V164H169ZM178 165V164H177ZM226 165V164H225ZM225 165H223L224 167H225ZM228 165V164H227ZM242 165H243V162H242ZM221 167V169H223L224 167ZM229 166V167H230ZM244 166V165H243ZM157 167V166H156ZM170 167V166H169ZM172 167V166H171ZM170 167V168H171ZM215 167V169H216V166H214ZM246 167V166H245ZM249 167H250V165H249ZM121 168H123V169H121ZM152 168H154V167H152ZM213 168V167H212ZM211 168V169H212ZM226 168V167H225ZM236 168V167H235ZM234 167H233V169H235ZM244 168V167H243ZM255 168V167H254ZM149 169V168H148ZM158 169H160V168H158ZM157 169V170H158ZM164 169H166V168H164ZM174 169V168H173ZM221 169H218V170H220L221 171ZM256 169H257V167H256ZM17 170V171H16ZM121 170H122V173H121ZM175 170V169H174ZM191 170V169H190ZM202 170V169H201ZM226 170V169H225ZM242 170V169H241ZM124 171V172H123ZM156 171V170H155ZM199 171V170H198ZM215 171V170H214ZM216 171H217V169H216ZM215 171V172H216ZM224 171V170H223ZM222 171V172H223ZM236 171H237V168H236ZM246 171V170H245ZM180 172V171H179ZM189 172V171H188ZM196 172H197V170H196ZM211 173H213V170L212 171H210ZM227 175H228V170L227 171H224ZM238 172V171H237ZM236 172V173H237ZM258 172H260V171H258ZM9 173H11V172H9ZM127 173V172H126ZM195 173V172H194ZM211 173H209V170H208V172L206 173V174H211ZM230 173V172H229ZM243 173V172H242ZM246 173H247V171H246ZM261 173H263V172H260L259 173V175L261 174ZM11 174V175H12ZM121 174V175H120ZM128 174V173H127ZM167 175V173L166 172H164L163 173V175ZM170 174V173H169ZM217 173H213L212 175L214 176L215 175V179H216V176L219 174H217ZM231 174V173H230ZM264 174V173H263ZM14 175V174H13ZM21 175V174H20ZM199 175V174H198ZM201 175H202V173H201ZM237 175V174H236ZM239 175V174H238ZM240 175H242V174H240ZM262 175V174H261ZM2 176H4L3 174H2ZM1 176V177H2ZM9 176H10V174H9ZM122 176V177H121ZM178 176V175H177ZM179 176H180V174H179ZM182 176H186V174L184 175L183 173H182ZM192 176V175H191ZM206 176H208V175H206ZM257 176H258V173H257ZM8 177V176H7ZM22 177V176H21ZM155 177V176H154ZM209 177V176H208ZM211 177V176H210ZM228 177V176H227ZM240 177V176H239ZM260 177V176H259ZM121 178H124V180L123 179H121ZM125 178H127V179H125ZM133 177H131L129 180H127V183H128V181H130L131 179H132ZM170 178V177H169ZM187 178V177H186ZM197 178V177H196ZM204 178H205V176H204ZM218 178H219V176H218ZM134 180L135 179H138L137 177L136 178H133ZM162 179V178H161ZM177 179V178H176ZM181 179H183V178H181ZM194 179V178H193ZM211 179H212V177H211ZM259 179V178H258ZM23 180V179H22ZM30 180V181H29ZM34 182H33V181ZM120 180H123V181H120ZM141 179H139V180H137V182L138 181H140ZM184 180V179H183ZM132 182H135V181H133V180H131ZM181 181V180H180ZM216 181V180H215ZM233 181V180H232ZM257 181V180H256ZM19 182H21V181H19ZM28 182H25V185H27L28 184ZM132 182H131V184H132ZM141 183L142 182H144L145 183V185H146V182L147 181H145V180H142V181H140ZM22 183V182H21ZM24 183V182H23ZM22 183V184H23ZM57 183V182H56ZM126 183V184H127ZM130 183V182H129ZM136 183V182H135ZM139 183V182H138ZM148 183V182H147ZM140 184V183H139ZM21 185V184H20ZM24 185V184H23ZM29 185V186H30ZM36 184H34V186H35ZM123 185H125V182H124V184ZM129 185V184H128ZM128 185H125V187H129ZM145 185H135L134 184V186H132L131 188H129V190H128V192H124L125 194H126V196L124 197V196H122V197H124L125 198V200H124V202H123V204L121 205L120 204V200H119V208L115 211V213H113L112 215H110L109 217H107V215H106V219L103 221V223L101 222V224H103V226H101L100 224H98V225H100L101 226V229H102V227H104L105 228V230L104 231H106L105 232V237H106V240L108 241V242H110V244L108 243V245H107V241H104L105 239H103L102 241H104L103 243H106L105 245H107V246H110L111 247V244H112V247H111V250H112V248H113V250L115 249V246L118 248V247H120L121 249V251L120 250H117V252H115V255L116 256H118V258H120L121 256H124L125 257V255H129L128 257H129V259H131L130 258V256H133L134 255V253H140V255L138 254V256L140 257L141 256V254L143 253V256H141V258H142V260H143V257L144 256H146L147 255V257H145L144 258V260H149V257L151 256V253H152V257H153V259H154V257H156V256H158V258L160 257V260L161 261H159V264H205V262L207 261L208 262V258L209 257H207V251L205 252V253H203L205 250H207V247L204 245V247H202L203 246V242L206 240V235H205V229H203L204 227H202V229H203V231L201 230V227H199V229H197L196 228V230L197 231H199L198 233H197V231H195V228H193L192 226H194V225H192V226H190L191 224H193V223H191V224H188L189 226H186L185 225V223H184V218L183 217H181L182 215V213H180L179 212V214L181 215V216H179L178 215V213H176V212H178V211H176V208H178V206L180 205L179 203L180 202H175L174 200H170V198H169V200H165V201H163V200H161V199H159L157 196L158 195H156L157 193H155L154 191H150V190H148L147 188V186H151L152 184H148L147 186H145ZM180 185V184H179ZM208 185V184H207ZM252 185H254V184H252ZM256 185H259L258 183L256 184ZM262 185V184H261ZM255 186V187H258V188H260L261 189V187L264 189V186L262 185V186ZM40 186H42V185H40ZM40 186H39V188H40ZM249 185H247V187H248ZM251 186V185H250ZM22 187V186H21ZM20 187V188H21ZM38 187V186H37ZM147 187V188H146ZM153 187H155V186H153ZM246 187V186H245ZM23 189H24V187H22ZM25 188H26V186H25ZM32 188H34V187H32ZM55 188V187H54ZM57 188V187H56ZM88 188H87V190H88ZM121 188H122V186H121ZM156 188H158L157 186H156ZM173 188V187H172ZM251 188V187H250ZM257 188V189H258ZM23 189H21V190H23ZM96 189V190H95ZM120 189V188H119ZM181 189H183V187L181 188ZM254 189V188H253ZM253 189H252V191H253ZM259 190L260 192L259 193H264V190ZM55 190V189H54ZM114 190H116V189H114ZM118 190V189H117ZM126 190V189H125ZM160 190V189H159ZM178 190V189H177ZM248 190V189H247ZM246 190V191H247ZM23 191H25V189L23 190ZM26 191H28V189L26 190ZM93 191H95L94 193H93ZM121 191V190H120ZM158 191V190H157ZM160 191H162V190H160ZM182 191V190H181ZM55 192H56V190L53 192V194H52V196L50 197V193H47L48 195H49V197H48V195H46V196H41V195H44L45 193H43V194H41V195H39V196H41V201H40V203H38V202H34V203H32L30 206H29V208L31 209V210H33L34 212H36V214H38V213H40V214H42V211H44V210H47V209H51L52 211L53 210H55L57 207L55 206V202H53L52 200H54L55 199ZM88 192V191H87ZM89 192V193H90ZM117 194H119L117 191H115ZM179 192V191H178ZM191 192V191H190ZM254 192L256 193V192H258V190L256 191L255 189H254ZM113 193V192H112ZM159 193H161V192H159ZM175 193H177L176 191H175ZM184 193V192H183ZM189 193V192H188ZM248 193V192H247ZM37 194V193H36ZM114 195H115V193H113ZM113 194H112V196H113ZM124 194V195H125ZM162 195H163V193H161ZM201 194V193H200ZM206 194V193H205ZM209 194V193H208ZM167 195V194H166ZM181 195V194H180ZM204 195V194H203ZM33 196V195H32ZM76 196V195H75ZM92 196H95V198L94 197H92ZM112 196H110V197H112ZM121 195H119V197H120ZM159 196H161V195H159ZM191 196V195H190ZM198 196V195H197ZM229 196V195H228ZM77 197V196H76ZM81 197V196H80ZM118 197V198H119ZM121 197V198H122ZM170 197V196H169ZM181 197V196H180ZM199 197V196H198ZM247 197H249V195L247 196ZM246 197V198H247ZM22 198V197H21ZM69 198L71 199V196H69ZM103 198H101L102 200H103ZM114 198V197H113ZM117 198V197H116ZM184 198V197H183ZM192 198V197H191ZM228 198V197H227ZM90 199V198H89ZM100 199V200H101ZM37 200H39V199H37ZM49 200H51V203L50 204H47L46 202L47 201H49ZM105 200H107V199H105ZM116 200H118V199H116ZM201 200H202V197H201ZM207 200V199H206ZM205 200V201H206ZM210 200H212V199H210ZM218 200V199H217ZM93 201V200H92ZM99 201V200H98ZM204 201V202H205ZM221 201V200H220ZM53 202V203H52ZM68 202V201H67ZM85 202H87L85 199H84V197H81L80 199H79V203H78V206L79 207H82L83 205H84V203ZM89 202V201H88ZM166 203V204H168V206L167 205H164V203ZM210 202V201H209ZM214 202V201H213ZM224 202V201H223ZM248 202V201H247ZM8 203V202H7ZM11 203V202H10ZM191 203V202H190ZM6 204V203H5ZM4 204V205H5ZM9 204V203H8ZM11 204H14V203H11ZM138 204H145V206H147V208H146V211H147V209H149V211L151 212L150 214H152V217H151V219H148V221H146V223H145V221H144V223L145 224H143V221L141 222L142 223V226H140V227H136L137 226V224H135L136 226H134L133 224H131V216L133 215L132 213H133V211L134 210H138V212H139V209H135V208H139L140 206L138 205ZM185 204V203H184ZM193 204V203H192ZM191 204V205H192ZM237 204V203H236ZM246 204V203H245ZM245 204H244V206H245ZM92 205H93V203H92ZM118 205V204H117ZM137 205H138V207H137ZM178 205V206H177ZM187 205V204H186ZM200 205H201V203H200ZM203 205H204V203H203ZM205 205H206V203H205ZM249 205V204H248ZM27 206V205H26ZM25 206V207H26ZM71 206V205H70ZM76 206V205H75ZM77 206V207H78ZM142 206V205H141ZM188 206V205H187ZM209 206V205H208ZM228 206V205H227ZM232 206V205H231ZM238 206V205H237ZM243 206V207H244ZM251 206V205H250ZM12 207V206H11ZM28 207V206H27ZM78 207V208H79ZM181 207H183V204H182V206ZM181 207H179V208H181ZM195 207V206H194ZM225 207V209H226V206H224ZM242 207V208H243ZM252 207V206H251ZM67 208H70L69 206H67ZM73 208V207H72ZM71 208V209H72ZM75 208V207H74ZM88 208H90V207H88ZM117 208V207H116ZM141 208V207H140ZM179 208H178V210H179ZM185 208V207H184ZM187 208V207H186ZM189 208H192V206L190 207L189 206ZM227 208H229V207H227ZM245 208H247V207H245ZM249 208V207H248ZM258 208V207H257ZM256 208V209H257ZM263 208V207H262ZM12 209H13V207H12ZM17 209H18V207H17ZM28 209V208H27ZM58 209V208H57ZM85 209V208H84ZM183 208H181V210H182ZM197 209V208H196ZM240 209V208H239ZM261 209V208H260ZM73 210V209H72ZM180 210V211H181ZM187 211H188V209H186ZM213 210V209H212ZM241 210H243V209H241ZM245 210V209H244ZM56 211V210H55ZM75 211V210H74ZM78 211V210H77ZM81 211V210H80ZM83 211V210H82ZM89 211H90V209H89ZM89 211L87 212V214L89 213ZM149 211H147V212H149ZM185 211V210H184ZM191 209H190V213H191ZM201 211H203V210H201ZM201 211L199 212V213H201ZM235 211H237V209L235 210ZM258 211V210H257ZM260 211V210H259ZM262 211V210H261ZM260 211V212H261ZM263 211H264V209H263ZM38 212V213H37ZM44 212H46V211H44ZM57 212H59V210L57 211ZM137 212V211H136ZM135 212V213H136ZM145 212V211H144ZM186 212V211H185ZM185 212H184V215H185ZM194 213H195V211H193ZM238 212H240V211H237V213ZM243 212V211H242ZM241 212V213H242ZM134 213V214H135ZM194 213H192V216H193V214ZM198 213V210H197V214H199ZM228 213V212H227ZM245 214H246V216H244L243 214H242V216H244L245 217V220H249V221H251L252 220V218H254V216L255 215H257V213L254 211V210H252V209H247L245 212H244ZM259 213V212H258ZM263 213V212H262ZM50 214H51V211H50ZM49 214V215H50ZM80 214V213H79ZM86 214V215H87ZM137 214V213H136ZM204 214V213H203ZM236 214V213H235ZM235 214H234V217H236L235 216ZM239 214V213H238ZM261 214V213H260ZM52 215V214H51ZM76 215V214H75ZM149 215V214H148ZM188 215V214H187ZM186 215V216H187ZM190 215V214H189ZM188 215V217H190ZM196 215V214H195ZM199 215H201V214H199ZM220 215V214H219ZM222 215V214H221ZM233 215V214H232ZM259 215V214H258ZM78 216V215H77ZM82 216V215H81ZM85 216V215H84ZM84 216H82V218L84 217ZM88 216V215H87ZM262 216V215H261ZM17 217V216H16ZM135 217V216H134ZM188 217H186V218H188ZM195 217V216H194ZM198 218H199V216H197ZM197 217H195V219H198ZM218 217V216H217ZM222 217V216H221ZM230 217H231V214H230ZM239 217L241 218V220H243L244 219V217L242 218L240 215H239ZM238 216L236 217V218H239ZM185 218V219H186ZM257 218V217H256ZM262 218V217H261ZM264 218V217H263ZM22 219V218H21ZM87 219V218H86ZM146 219V218H145ZM191 218H189L188 219V221L190 220ZM195 219H193V221L195 220ZM202 219H204V218H202ZM201 218H199V221H198V226L200 225V226H202L201 224H203L204 222V220L203 221H201L202 220ZM215 219V218H214ZM226 219V218H225ZM2 220V219H1ZM4 220V219H3ZM227 220V219H226ZM225 220V221H226ZM240 220V219H239ZM240 220V221H241ZM254 220V219H253ZM26 221V224H27V226H29L30 225V223H36V221H37V217H33L32 219H29V220H25ZM76 221H78V220H76ZM197 221V220H196ZM249 221H248V223H249ZM78 222H80V221H78ZM89 222V221H88ZM187 222V221H186ZM190 222H192L191 220H190ZM189 222V223H190ZM202 222V223H201ZM224 222V221H223ZM234 222H235V219H234ZM236 222H239V221H236ZM246 222V221H245ZM255 222V221H254ZM10 223V222H9ZM91 223V222H90ZM188 223V222H187ZM196 223V222H195ZM200 223V224H199ZM240 223V222H239ZM238 223V224H239ZM251 223V222H250ZM77 224V223H76ZM80 224V223H79ZM140 224V223H139ZM233 224V223H232ZM25 225V224H24ZM40 225V224H39ZM204 225V224H203ZM241 225H242V223H241ZM245 225V224H244ZM249 225V224H248ZM252 225V224H251ZM16 226V225H15ZM41 226V225H40ZM196 226V225H195ZM194 226V227H195ZM205 226V225H204ZM236 226H240V224L239 225H236ZM254 226V225H253ZM39 227V226H38ZM96 227V226H95ZM42 228H45V227H42ZM41 228V229H42ZM98 228V227H97ZM97 228L95 229V231L97 230ZM194 230H193V229ZM238 229L239 228H241V227H237ZM259 228H260V226H259ZM22 229V228H21ZM27 229H29V228H26V230ZM40 229V228H39ZM91 229H92V227H91ZM222 229V228H221ZM1 230V229H0ZM44 230V229H43ZM47 230V229H46ZM50 230V229H49ZM94 230V229H93ZM2 231V230H1ZM4 231V230H3ZM53 231V230H52ZM102 231V230H101ZM5 232V231H4ZM36 232V231H35ZM41 232V231H40ZM49 232H51V231H49ZM49 232H48V235H49ZM196 232V233H195ZM200 232H201V234H200ZM203 232H205V233H203ZM224 232V231H223ZM2 233V232H1ZM38 233V232H37ZM54 233V232H53ZM4 234V233H3ZM35 234V233H34ZM180 234H182V236L183 237H179L180 236ZM198 235L199 234V236L200 237H202L203 238V241H201L202 243V245L201 246H197L198 245V242H195V240H197V238H191V237H195L194 235ZM215 234H217V233H215ZM244 234H246L247 235V233H243L242 232V237H243V235ZM2 235V234H1ZM50 235L52 236V234L50 233ZM196 235V237H198ZM205 235V236H204ZM221 235V234H220ZM220 235H218V236H220ZM251 235V234H250ZM254 235H256V234H254ZM24 236V235H23ZM51 236H50V239H53L54 237L52 236V238H51ZM101 236V235H100ZM218 236H216V237H218ZM221 236H223V235H221ZM253 236V235H252ZM104 237V236H103ZM204 237H205V239H204ZM225 237H226V235H225ZM7 238V237H6ZM191 238V241L193 240V242H190V239ZM199 238V237H198ZM201 238V239H202ZM48 239V238H47ZM147 239L149 240V239H152V240H150V242L151 241H153V239H155V241H153V243H155V242H157V244H163L161 247H159V248H157L158 250H159V252H156V250H153V249H155L154 247H153V245L152 244H150L152 247H153V249L151 250L150 249V247L151 246H147V242H149V241H147ZM156 239L158 240V241H156ZM195 239V240H194ZM200 239V240H201ZM228 239V238H227ZM239 239V238H238ZM251 239V238H250ZM254 239H256L255 237H254ZM1 240V239H0ZM8 240H9V238H8ZM10 240H11V238H10ZM49 240V239H48ZM101 240V239H100ZM100 240H98V238H97V240L96 241H100ZM163 241L162 243H160L161 241ZM190 242V244L191 243H193V245L194 246H192V245H190L189 243H188V241ZM214 240H215V238H214ZM253 240V239H252ZM252 240H249V241H246V242H240V243H237L236 244V246L233 248V250L232 251H229V252H225L226 254H225V258H226V260L230 263V264H243V262H244V254L246 253V251L249 249V248H251L252 247ZM2 241H3V239H2ZM12 241V240H11ZM54 241V240H53ZM219 241V240H218ZM220 241H223V239L221 240L220 239ZM235 242H237V239L235 238V240H234ZM234 241H232V243L234 242ZM255 241H257V240H255ZM1 242V241H0ZM10 242V241H9ZM206 242V241H205ZM234 242V243H235ZM260 242V241H259ZM50 243V242H49ZM64 243V242H63ZM63 243H61V244H63ZM91 243V244H92ZM98 243V242H97ZM152 243V242H151ZM197 243V244H196ZM199 243H200V241H199ZM207 243V242H206ZM258 243V242H257ZM4 244V243H3ZM9 244V243H8ZM14 244V243H13ZM33 244V243H32ZM46 244V243H45ZM102 244V243H101ZM222 244V243H221ZM12 245V244H11ZM15 245V244H14ZM48 245H50V244H48ZM81 245V246H80ZM155 245V244H154ZM200 245V244H199ZM15 246H17V245H15ZM87 246H85V247H87ZM92 246H94V243L92 244ZM114 246V247H113ZM197 246V247H196ZM9 247H11V246H9ZM95 247V246H94ZM101 247V246H100ZM155 247H157V245H155ZM201 247V249H203V250H201V249H199ZM206 247V248H205ZM12 248V247H11ZM10 248V250H13V249H11ZM19 246H18V250H19ZM47 248V247H46ZM89 248V247H88ZM103 248H105V247H103ZM109 248V247H108ZM254 248V247H253ZM252 248V249H253ZM7 249V248H6ZM66 249V248H65ZM66 249V250H67ZM92 249V248H91ZM199 249V250H198ZM224 249V248H223ZM226 249V248H225ZM255 249V248H254ZM17 250V249H16ZM15 250V251H16ZM34 250V249H33ZM157 250V251H158ZM221 250V249H220ZM231 250V249H230ZM15 251H12V253L13 252H15ZM22 251V250H21ZM57 251V250H56ZM59 251V250H58ZM70 251H72V253H70ZM76 252V254H81L80 252ZM102 251H103V249H102ZM105 251H106V249H105ZM105 251H104V253H105ZM119 251V252H118ZM151 251V252H150ZM152 251H154V252H156V256H154L153 255V252ZM203 251V252H202ZM25 252V251H24ZM55 251H53V252H51V251H47L46 249L45 250H43V251H41L40 252V254H41V256H42V259H43V264H68V263H66V261H64L63 260V258H62V256H61V254H58V252H55ZM106 252H108V251H106ZM112 252V251H111ZM114 252V251H113ZM122 252V254H120ZM203 254H205L206 255V258H207V260H203L202 258H201V256H202V253ZM117 253H119L118 255H117ZM148 253H150V255L148 256ZM157 253H158V255H157ZM199 253H201V254H199ZM75 254V253H74ZM133 254V255H132ZM2 255V254H1ZM73 255V254H72ZM71 255V256H72ZM82 255V254H81ZM204 255V256H205ZM3 256V255H2ZM12 256H13V254H12ZM74 256V255H73ZM80 256V255H79ZM200 256V257H199ZM27 257V256H26ZM106 257V256H105ZM152 257H150V260H151V258ZM246 257H247V254H246ZM251 257V256H250ZM13 258V257H12ZM117 258V259H118ZM27 259V258H26ZM29 259V258H28ZM78 259V258H77ZM66 260V259H65ZM99 260V259H98ZM101 260V259H100ZM107 260V259H106ZM105 260V261H106ZM140 260V259H139ZM209 260H210V258H209ZM14 261V260H13ZM120 261H123V258H121V260ZM140 262H141V260H140ZM33 264H34V262H32ZM73 263V262H72ZM107 263V262H106ZM109 263V262H108ZM210 263H212V260H211V262ZM13 264V263H12ZM42 264V263H41ZM102 264H105L104 263V261H103V263ZM131 264V263H130ZM134 264H135V262H134ZM148 264V263H147ZM207 264V263H206ZM209 264V263H208ZM213 264V263H212ZM263 264V263H262Z\"/></svg>",
  "mask_w": 264,
  "mask_h": 264
}]
</instances>
